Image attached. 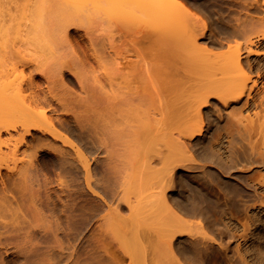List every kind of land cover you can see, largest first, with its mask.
Masks as SVG:
<instances>
[{
    "label": "rangeland",
    "instance_id": "obj_1",
    "mask_svg": "<svg viewBox=\"0 0 264 264\" xmlns=\"http://www.w3.org/2000/svg\"><path fill=\"white\" fill-rule=\"evenodd\" d=\"M78 1H81V4H82V8L81 9H75L74 8V6H76L75 5V3H77ZM178 3H179V5L180 6H182V10H184L185 11V13H187V18H186V21H185V18H184V16H183V14H179V16H180V18H181V22H183V18H184V25L187 23V25L189 24V21H190V19L192 18V19H195V20H200L199 22L200 23H202V24H206V29L207 30H205V34H204V36H202V38H199V36L197 37L196 36V38H195V44H196V46H198L197 48L199 49L200 47L202 48V50L204 49V47H205V49H206V51L208 52V54H209V58H207V59H209V64H210V66L211 65H213V67H211L210 69L213 71V72H215L214 74H216L217 72H216V66L217 65H215L216 64V57H217V55H220V54H222V53H224V52H227V50H228V47H227V49H226V46H230V47H232L231 49H233V48H237L238 46H242V49H241V52L239 53V55H240V59H241V62L243 63V65L245 64V61H246V59H244V57L246 58V56H249V58H250V60L248 61L249 63H250V65H251V68L250 69H247V68H244V72H246V73H248V77H250V79L252 80V81H255V85L252 87V91H251V94L252 95H250L249 97H247L246 96V94L244 95V96H242L236 103L234 102L233 104H231V107H229L228 108V111L230 112H234L235 113V111H236V114H241V116L242 117H245L246 116V114L247 115H250L249 114V112L250 113H254L255 112V109H253V107H252V105H253V98L255 99L256 98V96H257V94H261V93H263L262 95H264V69H262V65H263V68H264V58L263 57H259V58H257L256 56H258L259 54H255V52H257V51H259V53L261 52H264V50H258V49H256V47H254V45H251V44H253V42L255 41V40H252L251 42V44H249V43H247V44H249L247 47L249 48H247L248 50V52H251V53H249V54H251V55H246V53L248 54V52L246 51V50H244V42H243V40H241V39H237V41H236V39H234V38H231V40L229 41V42H227V43H229V44H227L226 43V40L228 39H230V36L232 35V32H233V29H231L227 24H226V22H225V24H224V21H227L226 19L224 20V18H226V16H227V11H226V7L225 6H218V2L217 1H213V0H178L177 1ZM103 4L104 3H102L101 2V0H0V93H2V92H4V93H6V94H9V97H11V100L10 101H8L9 100V97H7L6 96V94H4L3 93V95L2 94H0V103L2 104V107H1V105H0V115H6V120H11V121H13V120H15L16 118H17V116L18 115H20V113H22L25 109H28V108H33V107H35V111H37V112H42L43 114H45V119L48 121L47 123H48V125H49V129H50V131H51V133H53V135L50 133V132H47V133H44V132H42V131H40L39 130V133H37L38 132V130L37 131H32V133H30L31 134V136H30V134H26V135H23L24 133L22 132V134L21 135H23V138L25 137L26 139H24L23 141H21L20 140V143L21 144H18L17 146H16V152H14V155H15V153H16V155L15 156H13L12 157V155H13V151H14V146H15V142L14 141H16V139L17 138H15V137H11V135H14V134H16V135H14V136H16L17 137V134H20V130H16L18 133H16V131L15 130H13L12 131V129H9L10 130V132H9V130L7 131V132H3L5 129L3 128V130H1L0 131V141H4L5 140V144H6V142H9V141H11L10 142V145L9 144H6L5 146L4 145H0V150L2 151V152H4L5 154H7L8 155V157H7V159H5L3 162H5V164H7V166H9L10 167V169H7V171L6 170H4V169H6L5 167H4V163H0L1 165H2V167H1V169H0V171H1V174H5L6 172H11V174H12V177L11 178H7L6 176L4 177V175H1L0 176V179H3V180H0V181H2V183H5L4 185H2L4 188H6V191H5V193H4V195L7 197L9 194V197L7 198L8 199V201H7V199H6V197L4 196L3 197V201L4 202H6L7 204H9V205H12V206H10V207H8L9 205H7V204H4L3 203V201H1L3 204V207H5L6 206V208L9 210V208H10V210H9V212L8 211H6V212H8L7 213V215H10L12 212H17L16 213V216H19V215H17L18 213H20V217L22 216V218L24 217V216H26L27 215V213L26 214H24V216H23V212H22V210H26V209H24L23 207H26V206H24V205H26L27 203H26V197H28L29 195H30V192L32 191L31 189H33V188H35V189H33L34 191L37 189V191L35 192V200H36V198L39 200V203H38V200H36V202H35V206H34V217L36 216V212H38V213H40V215L38 214V216L39 217H35V219H37V218H40V219H37V220H35L34 219V217H33V223H34V226L35 225H37L36 227H34V229H35V231H37V234H38V237H39V240H38V237H37V241H38V244H39V249H38V254L36 255V260L35 261H37V263L38 264H50L49 262L50 261H52L53 260V262H51V264H58V261H56V260H58L59 259V264H69V263H71V264H104V263H106L107 261H105V260H107V257H106V259H104V257H105V254H102L103 252H107L108 253V251L107 250H109V248L110 249H112L111 247H113V246H115L116 247V245H118V247L120 246L121 247V251H119L118 253L122 256V257H125V258H123V260L121 261V260H118L119 259V254L118 253H115L114 254V257H117L116 259L118 260V261H116V259L114 260L115 262H117V263H115V264H132V262L134 263V264H138V262L140 263V261H138L137 259H139L140 257H138V255L139 256H141V254H140V251H138V249H137V247L135 248V249H137V252H139L136 256L138 257H136V256H134L133 254H131L132 252H130V248L131 249H134L133 248V245L131 244L133 241L132 240H129L130 242L128 243L127 242V237L129 236L128 235V233H130L128 230L129 229H132V230H134L133 232H135L136 231V233H134V234H136V236H139L140 234H142V236H143V234L145 233V230L146 229H148V231H146V232H150V230H152V229H154V228H152V226H150V224L148 223V225H147V222L145 221V220H148L149 219V221L150 220H152V221H155L156 220V218H155V215H153V213L151 212V211H148V210H150L149 208H148V206H147V203L148 202H146V193L147 192H151V195H152V198H153V194H152V192H156L155 190H157L158 191V189H157V187L155 186L156 184H158V183H156L157 181L154 179V178H156V177H154V175H156V174H154V173H152L151 172V169L153 170L154 168H155V165H160L159 164V162L157 161L158 159H155L154 157H167V156H169L168 154H170L169 152H170V150L168 151L167 149H166V147L168 148V146L169 145H171V143H170V139H166L165 138V136H167V135H169L168 133H173V131H174V129L173 128H175V126L172 128L171 126H173L172 124L170 125L169 124V122H172V121H166L165 123H163L162 121H159L158 119H160V117L158 118V113L155 115V117H151V121L152 122H150V123H148L147 122V120H145L144 119V121L143 122H141L140 123V125L142 124V123H145L146 125H149V126H146L145 124H144V126H145V128H146V130H147V128L148 127H150L152 130L151 131H153V134H152V132L150 131V128L148 129V131H150L149 133H148V131H146L144 128H141L143 131H141L140 130V132H142L141 133V137H140V135L138 136V135H136L135 134V132H136V130L133 128V126H132V124L134 123V122H131L132 120H128V119H126L125 120V114H127V112H128V107H127V112H124L125 114H123L122 112H120L121 110H122V108H121V110L116 106V108H115V111L117 112L116 114L120 117V118H118L116 115H114L115 113H113V117H115V118H112V116H110V118H112V119H114V122L112 123V125L113 126H116V125H118L117 127H119L118 129L121 131V132H123V133H121L122 135L121 136H119L120 138L124 135L128 140H127V142L129 141V139H130V142H132V143H129L128 142V144H127V142H126V140L125 139H120V140H122L121 142H124L125 144H126V147H127V156H123L124 155V153L123 152H121L122 150H123V148H122V150L120 149V151L118 150V147L116 148V146H115V148L122 154L123 153V157H126V158H123V157H121V154L118 152V154H120V155H117L116 154V152H114V150H113V152L115 153V155H116V159H114L113 158V156L112 155H114V153H112V154H109L110 156H112V158H113V160L115 161H118L119 159H120V157H121V159H122V161L124 160V159H126V160H124V163H122L121 161H119L120 162V164L122 163V168L124 167V166H126V168H129V170H131L130 171V178H129V176L127 177V178H129V182L130 181H132L131 179H134V175H136L135 174V172H133V169H131V168H133V167H136V165L134 166V161H136L137 162V160H139V158H137V157H135V156H137L136 154H139L140 153V151H139V153H138V150H139V145H140V143L139 144H137L139 141L142 143V145L144 144V146L141 148L140 147V149H142V152H143V154L144 155H148L149 154V156L148 157H150L149 159L151 160V161H148L147 160V158H145L146 156H142L141 157V162L139 161L138 163H140V165H139V167H138V165H137V176H136V178L134 179L135 180V182H136V180L137 181H139L138 182V186H136V187H138V189H139V187L140 188H146L145 186L143 187V182H141V181H143V180H139V178L140 177H142L143 175H142V173L144 174V175H146V176H144V177H142V179L144 178H146L144 181H146L148 178H153L154 180H155V183L156 184H154L153 182H154V180L152 179V183H151V188H150V190H148L149 188H147V192L146 191H141L140 189L139 190H137V189H134V190H132L131 188H136L134 185H132V186H134V187H132L131 186V184L132 183H128L129 184V186H125L124 185V183L122 184V181H121V179H120V183L118 182V180H119V178H117V180L115 179L116 178V176H115V178L113 179V178H110V177H112L113 175L112 174H114L115 175V173H114V171H113V169H114V166H117V165H114L113 167H111V165L109 166V167H111V168H113L112 169V172L109 170V171H107L108 169H105V168H107V166L109 165V164H111V163H109V164H107V166L105 167V162H107L108 163V161H109V159L111 158H109V155L107 154H105L104 153V151H103V149L101 148V145H100V143H99V140L98 139H100V138H98L97 139V137L99 136V134L98 135H96V133H98L97 131L98 130H95V132L93 131V130H90V128L92 127L91 125H89L87 122H86V120H84L85 119V116H86V114H87V117L88 116H90V115H94V113L95 112H97V109H102L101 108V105H100V100L102 99V97H103V100H105V99H107V98H105L104 99V97H105V95H103V92L102 93H100V96H96V95H98V91H97V89H99L100 87H102V89H100V90H102V91H104V92H108V94H110L109 95V97L111 96V94H112V90L116 87H114L113 89H111V86H113V85H111L110 86V84L109 83H112L113 84V82L114 83H116V82H118V84L119 85H121V87L120 86H118L119 87V91H121V92H124V88H126L127 86L126 85H129V84H127V81H131V82H128V83H131L130 85V87H131V89H130V91L132 92L134 89H139V88H148L149 87V89L148 90H152L153 88H154V86H158L159 87V89H157V90H159V91H164V87L163 86H161L160 85V83H159V77L160 76H162V74L164 75V71H169V69L167 70L166 69V63H168L167 64V68H168V66H170L169 68H173V70L172 71H176V65H179V67L181 66L182 68H184V64L186 63V65L185 66H187V65H189V63H190V59H191V57H196V60L194 61L195 62V64H194V62L193 63H191V64H193L194 66H196V63H197V60H200V58L199 59H197V57H199V55H198V50L196 51V53L194 52H192L191 53V55H189V54H186V55H184L185 54V52H183V51H181V50H184L185 48H187V46L188 47H191L192 49H194L192 46H193V41H191L190 43H186V40H184V41H181L182 42V45L181 44H179V45H181L182 47V49L181 50H179L178 49V51H180L181 52V54H182V56L184 55V57L187 59V60H185L184 59V57H182L181 58V54H179V55H177L178 53H177V48L175 49V45H174V52H171V51H173V50H170V48L168 49V46L171 44V42H169V41H167V39H165V38H159V37H164V36H166V33L165 32H167V31H170V29L169 28H171V30H172V27H169V20L167 19V17L166 16H164L163 14V17H162V15H161V13H162V11L160 10V18H159V15H158V17H157V15L155 14L154 15V17L153 16H149V15H151V14H147L148 16H146V15H136V16H131V15H128V14H123V13H121V12H118V11H115V10H111V8H110V6H107V5H105V6H103ZM159 10H157V12H158ZM184 11H181V7H180V12L182 13V12H184ZM155 13H156V11H155ZM158 14V13H157ZM153 15V14H152ZM250 15L252 16V17H254V18H257V19H263L264 18V0H259V4H258V8H257V10L256 11H251V13H250ZM168 20V21H166V19ZM163 19H165V21L163 20ZM178 21V20H177ZM186 22V23H185ZM172 23H174L175 24V21L174 22H172L171 21V23H170V26H173V24ZM178 23V22H177ZM165 24H167L168 25V27L165 25ZM179 24H181L180 22H179ZM184 25H183V27H184ZM175 26V25H174ZM173 26V27H174ZM177 26V25H176ZM180 26V25H179ZM183 27H182V29H183ZM185 27L187 28H184V30L186 29V30H191V28H190V26L188 25V27L185 25ZM177 28V27H176ZM176 28H175V30H176ZM179 29L181 28V27H178ZM175 30H173V31H175ZM185 30V31H186ZM189 30L187 31V32H189ZM172 31V34H175V35H177L175 32H177L178 31V29H177V31H175V32H173ZM207 31V32H206ZM169 32H167V34H168ZM183 32H181V31H179L178 32V35L179 36H184L183 34H182ZM171 34V33H170ZM184 34H185V32H184ZM197 35H199V34H197ZM226 39V40H225ZM227 40V41H228ZM178 41H180V40H176V42H178ZM188 41V40H187ZM175 42V41H174ZM183 42H185V43H183ZM230 43H232V44H230ZM194 44V45H195ZM220 44V45H219ZM224 44V45H223ZM172 45V46H173ZM212 45H218L219 47L216 49V47L215 46H212ZM226 45V46H225ZM220 46H222L221 47V49H219L220 48ZM224 46V47H223ZM170 47V46H169ZM176 47H178V46H176ZM183 47H184V49H183ZM178 48H180V47H178ZM200 48V49H201ZM223 48V49H222ZM190 49V48H189ZM191 49V50H192ZM199 49V50H200ZM185 51H187V49L185 50ZM195 51V50H194ZM205 51V50H204ZM203 51V52H204ZM205 51V52H206ZM246 52V53H245ZM186 53H190L189 51H187ZM200 53V52H199ZM204 55V54H203ZM202 54H201V58H202V56H203ZM207 55V54H206ZM246 55V56H245ZM260 55H262V54H260ZM259 55V56H260ZM254 58V59H253ZM182 59V60H181ZM203 59V58H202ZM260 59V60H259ZM185 60V61H184ZM193 60V59H192ZM253 60H255L254 62L256 63H254L253 62ZM174 61V62H173ZM175 61H176V65H175ZM189 63H188V62ZM261 61V62H260ZM185 62V63H184ZM192 62V61H191ZM208 62V61H207ZM206 62V63H207ZM217 62H218V60H217ZM258 62V63H257ZM174 63V64H173ZM178 63V64H177ZM188 63V64H187ZM205 63V62H204ZM252 63V64H251ZM254 63V64H253ZM190 64V65H191ZM174 65V66H173ZM259 65V66H258ZM261 65V66H260ZM178 67V66H177ZM177 68V70L178 69H180V68ZM189 67V66H188ZM165 68V69H164ZM191 67H189V69H190ZM194 67L192 66V69H193ZM185 70H183V71H186V69L187 68H184ZM188 69V71H190ZM191 69V70H192ZM195 69V68H194ZM193 69V70H194ZM259 71H258V70ZM182 69H180V70H178V71H181ZM192 70V71H193ZM196 71V70H195ZM177 72V71H176ZM191 72V71H190ZM197 72V71H196ZM229 72V71H228ZM231 73V76L233 77H235V78H237L238 77V73L237 72H234V71H230ZM178 73H183V72H178ZM178 73H175V74H177L178 75ZM209 73V72H208ZM257 73V74H256ZM184 74V73H183ZM182 74V75H183ZM185 74H186V72H185ZM188 74H189V72H188ZM207 74V73H206ZM211 74V73H210ZM227 74V73H226ZM155 76L154 78H155V80H157L155 83L156 84H154L153 85V83H151L152 82V80H149V78H151V77H148V80H146L147 78V76ZM157 75H159L158 77H157ZM178 75V82L179 83H184L185 85H186V87H185V85L183 86V85H181V88H182V92H181V98L182 97H185L186 98V101L185 102H187V100L189 101V99L187 98L190 94H194V91L196 90L195 88V86H197V88L199 87V86H201V85H203V84H205L206 82H204V81H206L210 76H212V78H214L213 77V73H212V75H208V76H206L204 73H201V74H199V75H192V74H189V75H192L190 78H195L196 77V79H194L193 81H192V79H189L188 77H187V75ZM218 75V74H217ZM216 75V78L215 79H219V75L217 76ZM228 75V74H227ZM227 75H224V76H226L227 77ZM193 76H195V77H193ZM230 76V75H229ZM259 76V77H258ZM180 77H182V81L180 82L179 80L181 79ZM197 77H201L202 78V80H200V79H197ZM218 77V78H217ZM221 77V76H220ZM79 78H82L81 80L83 81L84 79V83H85V86L88 84V82L90 83L88 86H86L85 88H87V90H89V96L90 97H93V99H95L96 98V100L97 99H100V100H98V101H96V100H92V98L90 99L89 97H88V99H89V101H94L96 104L98 103L99 105H100V107H99V105H97L96 106V104L95 103H92V106L94 107H96L97 109H95V108H93V109H95V111L92 109V107H91V102L89 103V101H88V99H87V95L88 94H83L85 91L88 93V91L86 90V89H84V92L81 90V89H83V85L84 84H81V83H83V82H79L78 83V79ZM86 78H87V80H89V81H87L86 80ZM153 78V77H152ZM153 78V79H154ZM211 79V78H210ZM81 80H79V81H81ZM154 80V81H155ZM190 80V81H189ZM87 81V82H86ZM252 81H250V82H252ZM122 84H121V83ZM87 83V84H86ZM189 84V86L190 87H188L187 85ZM248 85H250V83L248 82L247 83ZM90 85H92V88L90 89ZM90 86V87H89ZM109 86H110V89H109ZM124 86V87H123ZM140 86V87H139ZM104 87V88H103ZM139 87V88H138ZM249 87V86H248ZM94 88V89H93ZM120 88H122V90L120 89ZM185 88V89H184ZM95 91V89H96V91L98 92H94L93 90ZM129 89V88H128ZM195 89V90H194ZM18 90H20L21 91V93H20V95H21V98H24L25 100H23L22 101V99H21V101H22V103H23V105L21 104V102L20 103H18V99H17V97H16V100H15V97H13L12 98V96H15L16 95V91L19 93L20 91H18ZM82 92H81V91ZM99 90V91H100ZM93 91V92H92ZM111 91V92H110ZM127 91H129V90H127ZM255 91V93H252V92H254ZM92 92V93H91ZM117 93H118V91H116ZM115 92V93H116ZM196 92V91H195ZM51 93V94H50ZM93 93H94V95L96 96H93ZM92 96H91V95ZM103 96H102V95ZM105 94V93H104ZM114 94V93H113ZM183 94H185V95H183ZM82 96V97H80V96ZM83 95H85L84 97H85V99L83 98ZM120 95H121V93H120ZM183 95V96H182ZM3 96V97H2ZM18 96V95H17ZM106 96H107V94H106ZM113 96V98H115V96H117V94L114 96V95H112ZM112 96H111V99H112ZM246 96V97H245ZM101 97V98H100ZM245 97V98H244ZM26 98H27V100H26ZM52 98H53V100H52ZM82 100H81V99ZM117 98V97H116ZM115 98V99H116ZM119 99L120 98H123V96H120V97H118ZM243 98V99H242ZM249 98H250V100H249ZM6 99V100H5ZM83 99L84 100H86V101H88V102H85V101H83ZM110 99V100H111ZM183 99V98H182ZM182 99H181V103L182 104H185L183 101H182ZM36 100H38V101H36ZM46 100H50V101H52V103H47L46 102ZM122 100V99H121ZM185 100V99H184ZM20 101V100H19ZM26 103H25V102ZM54 101V102H53ZM58 101H59V103H58ZM216 101L218 102V100L216 99ZM247 101V102H246ZM6 102V103H5ZM40 102V103H39ZM84 102V103H83ZM106 102H109L108 100H106ZM115 102V103H114ZM118 102H119V100H118ZM25 103V104H24ZM47 103V104H46ZM53 103H55V104H53ZM58 105H57V104ZM88 103V104H87ZM4 104V105H3ZM8 106H7V105ZM20 104V105H19ZM44 104V105H43ZM84 104H87L86 106H88V107H85V105ZM95 104V105H94ZM101 104H103V103H101ZM104 104H106V103H104ZM112 104H114V105H116V101H114L113 100V102L110 104V106L112 105ZM6 105V106H5ZM28 105V106H27ZM48 105V106H47ZM57 105V106H56ZM60 105V106H59ZM62 105H64V106H62ZM84 107H83V106ZM148 105V104H147ZM146 105V106H147ZM7 107V108H9V106H10V108H9V110L7 109V108H4V107ZM23 106V107H22ZM28 108H27V107ZM66 106V107H65ZM105 106H107V105H105ZM110 106H107L106 108H108V107H110ZM26 107V108H25ZM56 107V108H55ZM63 109H62V108ZM90 107V108H89ZM104 107V106H103ZM154 107H156V106H154ZM207 110L206 109H203V111L205 112H210V113H208V115H207V113H203V114H205L206 115V117H204L205 115H202V117H204V118H207V117H209V119L207 118V120L208 121H210V123L211 122H213V119H215L214 120V124H212L211 123V125H210V127H209V130H208V125H207V120H205L204 118H202L203 120H205L204 122H206L205 124L207 125L206 127H205V134L203 135V138H201V140H199V143L200 142H202V143H206L207 144V142H208V140H209V138H210V136H211V134H212V132H214L215 130H216V127H217V129H221L222 127H220L219 128V126H223L222 125V122H223V120L222 119H224L225 120V118H226V116L229 114V112L227 113V112H225V113H223V112H221L222 114H223V118H217L218 116H216L217 115V113H216V111H214L213 109H215L214 108V106H212L211 104L208 106L207 105ZM210 107H212V109L210 108ZM250 109H249V108ZM4 108V109H3ZM57 108H59V110L57 109ZM69 108V109H68ZM88 109V111L89 112H86L87 111V109ZM149 108L152 110L153 109V107L151 108V105L149 106L148 105V107H144V108H141V109H136V108H133V107H129V109H131L130 110V112H128V113H133L134 111L136 112V111H139L141 114L143 113V115L146 113H149V112H151V111H149ZM157 108V107H156ZM210 108V109H209ZM247 108V109H246ZM54 109V110H53ZM61 109V110H60ZM65 109V111H63ZM67 109V110H66ZM73 111H72V110ZM248 109H249V111H248ZM29 111H31V112H33L32 110L33 109H28ZM51 110V111H50ZM56 110V111H55ZM83 110H85V111H83ZM92 110V111H91ZM141 110H145L144 112L143 111H141ZM147 110H148V112H147ZM156 110H158V108L157 109H155L154 108V110L150 113V114H152L153 112H155ZM208 110H210V111H208ZM245 110V111H244ZM4 111V112H3ZM18 111H19V113H18ZM33 112V113H36V112ZM70 111V112H69ZM81 111V113L83 112L84 114H85V116L83 117V114H81V113H79V112ZM99 111H101V110H99ZM103 111V113H105V111L104 110H102ZM131 111H133V112H131ZM222 111H224V110H222ZM258 111V110H257ZM15 112V113H14ZM53 112V113H52ZM66 112V113H65ZM73 112V113H72ZM90 112H93V113H91V114H89L88 115V113H90ZM114 112V111H113ZM134 112V113H135ZM137 113L139 116H140V113ZM158 112V111H157ZM187 112H189V110L187 111ZM212 112V113H211ZM264 112V111H263ZM262 112V115H264V113ZM4 113V114H3ZM51 113V114H50ZM56 113V114H55ZM58 113V114H57ZM60 113H62V115H60ZM68 113V114H67ZM98 113V112H97ZM96 113V115L99 117V115ZM107 113V112H106ZM36 114H38V113H36ZM69 114H74V115H69ZM77 114H79V115H77ZM100 114V113H99ZM102 114V113H101ZM100 114V115H101ZM130 114V116H135L136 115V113L135 114H132L131 115ZM210 114V115H209ZM216 114V115H215ZM96 115H94L93 116V118H92V120H91V117H89V119H90V121L91 122H94V120H96L95 119V116ZM103 115V114H102ZM106 115V114H105ZM105 115H104V117H105ZM153 115V114H152ZM213 115V116H212ZM64 116V117H63ZM71 116V118H69ZM75 116V117H74ZM81 116L83 117V119L81 118ZM96 116V117H97ZM128 116V115H127ZM130 116H128V117H130ZM137 117V115H136V117L138 118H134L133 117V120L134 121H136V119H137V121H139L140 122V117H141V120H142V116H140V117ZM144 116H148L149 117V115H144ZM211 116L213 117V118H211ZM214 116H215V118H214ZM53 117H54V119H53ZM56 117V118H55ZM86 117V118H87ZM101 117V116H100ZM103 117V116H102ZM5 118H3V119H5ZM50 118V119H49ZM60 118V121L58 120ZM81 118V119H80ZM106 118V117H105ZM116 118H118L119 120H121L120 122H118L119 120H117ZM132 118V117H131ZM150 118V117H149ZM211 118V119H210ZM1 117H0V121L1 120H3ZM63 119V120H62ZM66 119V120H65ZM74 119V120H73ZM146 119H148V118H146ZM155 119H157V120H154ZM220 119V121H218ZM57 120V121H56ZM62 120V121H61ZM212 120V121H211ZM222 120V121H221ZM5 121V120H4ZM10 121V122H11ZM121 122H124L126 125H124V127H122L121 125H122V123ZM156 122H159L158 124L156 123ZM160 122H162V124L160 123ZM216 122H218L219 123V125H216L217 123ZM1 124L0 125H2L3 124V122L1 121L0 122ZM60 123V124H59ZM77 123V124H76ZM132 123V124H131ZM137 122H135V124H136ZM151 123H152V125H151ZM156 123V125L157 126H155L154 124ZM173 124H174V122H172ZM216 123V124H215ZM223 123H225V121L223 122ZM58 124V125H57ZM138 124V123H137ZM135 125V128H136V126H138V125ZM169 124V126L167 127L168 129L167 130H165V126H167ZM4 125V124H3ZM79 125V126H78ZM86 125V126H85ZM88 125L90 126V127H88ZM154 125V126H153ZM162 125L164 126V127H162ZM214 125V126H213ZM225 125V124H224ZM85 126V127H84ZM126 126V127H125ZM142 127H143V124L141 125ZM212 126V127H211ZM0 127H2V126H0ZM52 127V128H51ZM63 127V128H62ZM81 127H83V128H81ZM156 127H157V129H156ZM158 127H160V128H158ZM163 129H162V128ZM215 127V128H214ZM138 129H139V127H137ZM207 128V129H206ZM211 128V129H210ZM2 129V128H1ZM112 129V128H111ZM110 129V130H111ZM116 130H117V128H115ZM114 129V130H115ZM160 131H159V130ZM113 130V129H112ZM113 130V131H114ZM135 130V131H134ZM12 131V132H11ZM86 132V134H85V132ZM93 131V132H92ZM118 131V130H117ZM139 131V130H138ZM144 131H146L147 132V134H148V136H149V134H150V136H152V138H154L153 140L151 139V141L149 142L150 143V145H148L147 144V142H145L146 140H147V138L146 137H148V136H146V137H144L145 136V133L143 134V132ZM14 132V133H13ZM34 132V133H33ZM36 132V133H35ZM41 132H42V134H41ZM57 132V133H56ZM83 132V133H82ZM140 132H136V133H140ZM209 134H207V133ZM7 133H8V135H7ZM9 133H11L10 134V137H11V140H9L8 141V138H9ZM44 133V134H43ZM95 133V134H94ZM163 133H164V136H163ZM93 134L94 135H96V137L95 136H93ZM113 134H114V132H113ZM167 134V135H166ZM35 135H37V137L35 136ZM40 135H42V136H40ZM44 135L46 136V138H47V140H45V138H44ZM48 135V136H47ZM144 135V136H143ZM208 135V136H207ZM33 136V137H32ZM52 136V137H51ZM136 136H138V138H140L139 140L137 139V137ZM163 136V137H162ZM206 136V137H205ZM8 137V138H7ZM40 137H43L44 139H42L41 140V138ZM54 137L56 138V137H58V138H56V139H54ZM118 137V138H119ZM19 138V137H18ZM39 138V139H38ZM117 137H116V140L115 141H117V139H118ZM122 138H124V137H122ZM149 138L150 137H148V140H149ZM164 138V139H163ZM205 138V139H204ZM207 138V139H206ZM7 139V140H6ZM10 139V138H9ZM36 139H38V140H36ZM49 139V140H48ZM65 139V140H64ZM78 139V140H77ZM95 139H96V141H95ZM146 139V140H145ZM166 139V140H165ZM207 140V142L206 141H204V140ZM224 139V140H223ZM222 140L223 141H221V144H222V147H225L226 146V141L225 140H227V139H225V138H223ZM44 140V141H43ZM54 140V141H53ZM137 140H138V142H137ZM165 140V141H164ZM34 141V142H33ZM43 141V142H42ZM48 141V142H47ZM93 141H95L96 142V144L95 143H93ZM114 141V142H115ZM144 141V142H143ZM163 141V142H162ZM204 141V142H203ZM30 142H31V146H29L30 145ZM44 142H46V144L44 143ZM98 142V143H97ZM119 142V143H118ZM118 142H116V144L118 143V144H120L121 142L120 141H118ZM137 142V143H136ZM152 142H155V143H153L152 144ZM4 143V142H3ZM13 143V145H11ZM35 143V144H34ZM39 143V144H38ZM45 144V146H44V144ZM54 143V144H53ZM71 143V144H70ZM124 143H122V144H120L121 146L123 145L124 146ZM146 143V144H145ZM169 143V145H167ZM36 144H38V145H36ZM42 146H41V145ZM94 144V145H93ZM113 144V143H112ZM155 144V145H154ZM9 145V146H8ZM114 145V144H113ZM112 145V146H113ZM152 145V146H151ZM201 145V144H200ZM28 148H27V147ZM33 146V147H32ZM39 146V147H38ZM41 146V147H40ZM43 146H44V148H43ZM48 148H47V147ZM111 146V147H112ZM119 146V145H118ZM146 146L148 147L147 149L149 150V148L150 149H152V148H156V149H152V151L151 150H149V151H147V149L145 150V148H146ZM154 146V147H153ZM10 147H11V149L13 150L12 151V154H9V153H11L10 152ZM31 147V148H30ZM35 147L37 148V150L35 149ZM125 147V146H124ZM200 147V146H199ZM10 149L9 150V152L8 153H6L8 150L7 149ZM29 148H30V151H31V153L29 152ZM33 148V149H32ZM65 148V149H64ZM91 148H93L91 151H90V149ZM114 148V147H113ZM113 148H109L110 150H112ZM114 148V149H115ZM121 148V147H120ZM144 148V149H143ZM171 148V147H170ZM198 148V147H197ZM32 149V150H31ZM35 149V150H34ZM38 149H40V150H38ZM125 149V148H124ZM130 149V150H129ZM224 149V148H223ZM7 150V151H6ZM19 150V151H18ZM35 152H34V151ZM109 150V151H110ZM153 150H158V152L161 154H164L163 156H161L159 153H156L155 154V152L153 153ZM0 151V152H1ZM23 151H26V153L24 152L23 153ZM74 151V152H73ZM94 151V152H93ZM116 151V150H115ZM135 151V152H134ZM147 151V152H146ZM28 152V153H27ZM77 152V153H76ZM125 152V151H124ZM134 152V153H133ZM141 152V153H142ZM149 152H152V153H149ZM167 153V156H165V154ZM221 152H222V155H223V153H224V155H226L225 153V149H224V152H223V150H221ZM22 153H23V155H22ZM30 153V154H29ZM34 153V154H33ZM129 153H131V154H129ZM141 153H140V155H141ZM3 154V153H2ZM2 154H0V156L2 155ZM29 154V155H28ZM33 154V155H32ZM126 154V153H125ZM132 154H134V155H132ZM151 154H154V155H156V156H154L153 157V155H151ZM4 155V154H3ZM9 155H11L10 157L11 158H13L12 160H15L16 161V164L18 163V167H19V169H18V167H17V170H13V168L11 169V167L12 166H14V165H12L13 163L11 162V158L9 157ZM28 155V156H27ZM131 155V156H130ZM139 155V156H140ZM18 156V157H17ZM21 156V157H20ZM22 156H23V158H22ZM30 156V157H29ZM33 156V157H32ZM108 156V158L106 159V157ZM120 156V157H119ZM133 156V157H132ZM6 157V156H5ZM17 159H15V158ZM26 157V158H25ZM56 157V158H55ZM59 157V158H58ZM93 157V158H92ZM224 157H226V156H223V159H224ZM18 158H20V159H22L24 162H22V164H21V161H20V159L18 160ZM25 158V159H24ZM34 158V159H33ZM54 158V159H53ZM58 158V159H57ZM66 159V160H63L62 162L60 161V160H62V159ZM69 158V159H68ZM95 158V159H94ZM103 158H105V159H103ZM118 158V159H117ZM132 158H135V159H137V160H135V159H132ZM27 159V160H26ZM57 159V160H56ZM105 161H103V160ZM120 159V160H121ZM7 160V161H6ZM69 160V161H68ZM75 160V161H74ZM102 160V161H101ZM108 160V161H107ZM112 160V159H111ZM134 160V161H133ZM157 161V162H155V161ZM26 161H28V163H30L29 164V167H26V166H28V165H25V164H27V162ZM30 161V162H29ZM67 161L69 162V165L72 163V166H70V170H73V171H69L71 174H69V172L67 173V172H65L66 170H67V167H65V166H68V163H67ZM78 161H81V162H78ZM90 163H89V162ZM113 161V162H114ZM115 161V162H116ZM154 161V162H153ZM1 162V161H0ZM10 162V163H9ZM33 162V163H32ZM74 162H76V163H74ZM110 162H112V161H110ZM118 162V163H119ZM135 162V163H136ZM149 162V163H148ZM41 163V164H40ZM67 164V165H64V167H65V169H64V167H63V164ZM78 163H79V165H78ZM81 163H85V164H81ZM117 163V164H118ZM149 164V166L151 165V168L150 167H148V164ZM12 166H11V165ZM21 164V165H20ZM113 164V163H112ZM114 164H116V163H114ZM123 164H124V166H123ZM31 165V166H30ZM63 167V170H62V174H60V172H61V166ZM147 165V166H146ZM22 166V169L20 168ZM23 166H24V168H23ZM77 166H78V168H77ZM79 166H86L85 167V169L83 168V169H81V167H79ZM146 166V167H145ZM158 166H156L158 169H159V167ZM44 167V168H43ZM57 169H56V168ZM69 167V166H68ZM72 167H74V169L72 168ZM95 167H97V168H95ZM154 167V168H153ZM8 168V167H7ZM35 168H38V169H35ZM47 170H46V169ZM49 168H50V170H49ZM52 168V169H51ZM61 168V169H60ZM89 168V169H88ZM136 168H134L135 169V171H136ZM156 168V170H158ZM161 168V167H160ZM260 168H262V169H264V165L263 166H261ZM25 169V170H24ZM76 169V170H75ZM94 169V170H93ZM95 169H98L97 170V172L98 173H96L95 172ZM105 169V170H104ZM116 169H119L120 171L121 170H124L125 169V167L123 168V169H121V168H119L118 166L116 167ZM116 169H114L115 171H116ZM18 170H20L21 172H18ZM42 170V171H41ZM59 170H60V172H59ZM88 170V172H85V173H87V178H85L86 177V175H85V173H84V171H87ZM127 171H128V169H126ZM125 170V171H126ZM156 170H154L155 172H156ZM159 170H161V169H159ZM3 171V172H2ZM25 171V173H27V175L28 176H26V174H23V172ZM49 171V172H48ZM57 171V172H56ZM64 171V172H63ZM81 171V172H80ZM92 171V173H94L95 172V174L93 175L92 173H89V172H91ZM106 171V173H109L110 174V172H111V175H110V177H109V184H110V186L112 187V185H116V187H112L111 189H115V188H117V190L115 189V191L117 192H120V196H122L121 194V188L123 189V190H125L127 193V195H129V197H131L133 200H131V198H129L127 195V201L128 202H134V204H132V206H134V207H136L135 208V211H136V213H134V214H136V216H138V217H136L133 221L135 222V224H133V225H135V227H137V228H135L134 227V229H133V226H132V222L130 221V219L132 218V217H130V219L127 217V216H125L124 218V220L128 223V225L127 226H129L130 228L129 229H127L126 231H128V233H127V235L125 236L126 238H124V236H122L123 235V233H121V231H123V229H125V223H124V227H123V229H121L120 227H118L117 226V224L118 225H120L121 223H122V220H120L121 221V223L119 222V220L117 221V219L115 220V219H111V217L113 218L114 216H111V215H109V212L107 211V209H106V206H107V204L106 203H102L101 204V206L99 205L101 202H102V198L99 200L98 198L101 196V194H100V191L98 192L97 190L99 189V184H97V186H96V188H94L95 187V185H96V183H94L93 182V180H98L97 178H99V176H100V174L102 173V172H105ZM118 171V170H117ZM125 171H123V172H125ZM162 172H163V170H161ZM29 172H30V176H29ZM122 172V173H123ZM161 172V173H162ZM23 174V176L24 177H22L20 174ZM52 173V174H51ZM54 173V174H53ZM66 173V174H65ZM89 173V174H88ZM122 173H120L119 174V176L120 177H122V176H124ZM157 173H159V175H160V172L159 171H157ZM59 174H60V177H59ZM90 174H92L93 176H91ZM109 174H108V176H109ZM117 174V173H116ZM121 174H122V176H121ZM154 174V175H153ZM71 177H70V176ZM89 175L91 176V177H94V178H96V179H93L92 178V181L91 182H93V184H95V185H93V184H91V183H89V185H90V187L88 186L87 187V185H86V187L87 188H90V191L93 193H95L96 191L98 192H96L97 194H95L94 196H93V194H91V192L90 191H88V189L85 187V184H86V180L85 179H89V180H91V177H89ZM96 175H98L97 177H96ZM133 175V176H132ZM158 175V174H157ZM163 175H164V172H163ZM162 175V176H163ZM28 178V180H30V178H31V180H32V183L30 182L29 183V181H27L28 182V184L27 183H25V181L27 180V179H24V178H26V177ZM35 176H36V178H35ZM67 176H69V177H67ZM72 176H74V177H72ZM85 176V177H84ZM107 176V177H108ZM118 176V177H119ZM127 175H125L124 177H126ZM140 176V177H139ZM153 176V177H152ZM161 176V175H160ZM2 177V178H1ZM4 177V178H3ZM22 179H21V178ZM62 179V181H64V182H62V181H60V179ZM61 177H63V178H61ZM114 177V176H113ZM133 177V178H132ZM139 177V178H138ZM7 178V179H6ZM12 178L15 180H12ZM58 178V179H57ZM70 178V179H69ZM123 178V177H122ZM160 178V177H159ZM162 178V177H161ZM18 179H19V182H18ZM21 179V180H20ZM55 179L57 180V181H55ZM64 179V180H63ZM78 179V180H77ZM110 179H113V181H117L118 182V184L119 185H117V184H112L111 185V183H110ZM141 179V178H140ZM150 179H148V181L150 180ZM157 179V178H156ZM7 180H9L8 182H6ZM11 180V181H10ZM23 180H25L24 181V183L25 184H27V185H25L24 183H22V189H23V191L25 190L24 188H26V190L24 191L25 193H23L21 196L19 195V196H16V195H18V194H16V193H14L13 194V192L11 191V189H13V186H16V185H18L19 183L21 184V181L23 182ZM60 182H59V181ZM133 180V181H134ZM17 181V182H16ZM40 181L41 182H43V183H41V185L39 184L40 183ZM75 181H77V182H75ZM79 181V182H78ZM112 181V182H113ZM115 181V182H116ZM123 181H124V179H123ZM127 181V180H126ZM10 182V183H9ZM12 182V183H11ZM16 182V183H15ZM35 182H37V183H35ZM58 184H57V183ZM62 182V183H61ZM66 182H68V183H66ZM71 182V183H70ZM89 182V181H88ZM115 182H113V183H115ZM116 182V183H117ZM125 182V181H124ZM8 183V187L6 186V184ZM18 183V184H17ZM34 183V184H33ZM80 185H78V184ZM146 183V182H145ZM228 183V182H227ZM230 183V182H229ZM15 184V185H14ZM19 184V185H20ZM23 184L25 185V186H23ZM32 184V185H31ZM37 185V188H36V185ZM56 184H57V187H56ZM62 184V185H61ZM64 184V185H63ZM77 184V185H76ZM126 184V183H125ZM128 184H126V185H128ZM137 184V183H136ZM135 184V185H136ZM148 184H150V181L147 183V185ZM152 184H154V185H152ZM11 185V186H10ZM28 185H29V187H28ZM59 185V186H58ZM66 185V186H65ZM67 185H69V186H67ZM72 185V186H71ZM74 185V186H73ZM1 186V182H0V187L1 188H3ZM21 186V185H20ZM27 186V187H26ZM40 188H39V187ZM42 186V187H41ZM64 186V187H63ZM117 186H119V188L117 187ZM131 186V187H130ZM11 187V188H10ZM44 187V188H43ZM47 187H48V190H47ZM77 187V188H76ZM148 187V186H147ZM153 187V188H152ZM155 187V188H154ZM0 188V189H1ZM3 188V189H4ZM7 188H8V192H7ZM19 188V187H18ZM30 188V189H29ZM41 188H42V190H41ZM50 188V189H49ZM68 188H69V190H68ZM80 188V189H79ZM95 189V190H93V189ZM98 188V189H97ZM22 189H20L21 191H22ZM43 189H45V190H43ZM52 189V190H51ZM59 189H61V190H59ZM68 191H67V190ZM74 189V190H73ZM83 189V190H82ZM92 189V190H91ZM97 189V190H96ZM119 189V190H118ZM155 189V190H154ZM10 190V191H9ZM28 190H30V192L28 191ZM39 190H40V192H39ZM57 190V191H56ZM65 190V191H64ZM80 190V191H79ZM85 190H86V192H85ZM123 190H122V192H123ZM135 190H137V191H135ZM152 190V191H151ZM263 191H260L259 193H261V195L262 196H264V187H263V189H262ZM67 191V192H66ZM70 191V192H69ZM71 191H73V193L71 192ZM138 191H141V193H139ZM43 192H45V193H47V195L49 196V199H48V202H46V203H48V204H45L44 206L43 205H41V203L43 202V200H40V199H43V197L45 196V194L43 193ZM48 192H50V193H48ZM55 192V193H54ZM82 192V193H81ZM90 192V193H89ZM146 192V193H145ZM150 192H149V196H147L148 198L150 197ZM32 193V192H31ZM34 193V192H33ZM41 195H40V194ZM44 195H43V194ZM62 193V194H61ZM90 195H88V194ZM38 194V195H37ZM65 194V195H64ZM71 196H70V195ZM100 194V195H99ZM124 194V193H123ZM158 193H156L155 195H157ZM25 197H24V196ZM27 195V196H26ZM66 195H68V196H66ZM87 195V196H86ZM91 195H92V199H91ZM118 195V197L120 198V196ZM15 198H14V197ZM38 196H40V198H38ZM42 196V197H41ZM58 196V197H57ZM77 196V197H76ZM86 196V197H85ZM97 196V197H96ZM13 199H12V198ZM18 197H19V199L21 200V201H18L17 202V200H19L18 199ZM68 197H72V198H68ZM81 197V198H80ZM102 197V196H101ZM124 197V196H123ZM145 197V198H144ZM155 197V196H154ZM158 196H156V198H157ZM167 197L169 198V195L167 196L166 195V199H167ZM2 198V197H1ZM17 198V199H16ZM24 198V199H23ZM85 198V199H84ZM96 198V199H95ZM147 198V199H148ZM151 198V197H150ZM10 199V200H9ZM14 199H16V200H14ZM59 199V200H58ZM68 199V200H67ZM77 199V200H76ZM126 199V198H125ZM131 200V201H129V200ZM154 199V198H153ZM1 200V199H0ZM14 202H12V201ZM27 200H29V197H28V199ZM70 200V201H69ZM73 200V201H72ZM87 200V201H86ZM93 200V201H92ZM96 200V201H95ZM150 200V199H149ZM148 200V201H149ZM152 200V199H151ZM161 200V199H160ZM79 201V202H78ZM82 201V202H81ZM126 201V200H125ZM153 201V200H152ZM21 202V203H20ZM23 202V203H22ZM28 202V201H27ZM83 202H85V203H83ZM88 202V203H87ZM90 202V203H89ZM98 202H100L98 205H95V204H97ZM159 201H157V199H155L154 200V203H155V205H154V203H152L151 204V201L149 202V204H151L152 206H156V205H158L159 203H158ZM24 203H26V204H24ZM79 203H82V204H79ZM87 203V204H86ZM94 203V204H93ZM127 203V202H126ZM140 203H142V205L144 204L145 205V203H146V205L145 206H147V208H148V210H144L145 208H143V207H145V206H141V204ZM156 203H158V204H156ZM161 203H163V202H160V204ZM15 204H16V206H15ZM21 204V205H20ZM55 204V205H54ZM66 204V205H65ZM71 204V205H70ZM78 204V205H77ZM92 205V207L94 208H98L97 209V211H98V213H96L97 211H96V209L94 208L93 210H92V208H91V205ZM123 204H125V203H123ZM50 205V206H49ZM65 205V206H64ZM77 205V206H76ZM95 205V206H94ZM109 205H111V204H109ZM150 205V206H151ZM163 205H164V203H163ZM14 206H15V208H14ZM19 206V207H18ZM43 206V207H42ZM53 206V207H52ZM72 206V207H71ZM82 206V207H81ZM85 206V207H84ZM98 206V207H97ZM151 206V207H152ZM165 206V205H164ZM163 206V207H164ZM17 207V208H16ZM20 207H22L21 208V211L19 210L20 209ZM37 207V209H35ZM40 207V208H39ZM49 210V208H50V210L49 211H47V210H45L46 208ZM56 207V208H55ZM71 207V208H70ZM80 207V208H79ZM87 207V208H86ZM114 207V204L112 205V207L111 208H113ZM125 207H127V205H125ZM161 207H162V205H161ZM12 208H13V210H12ZM45 208V209H44ZM65 208V209H64ZM83 208V209H82ZM99 208H101V211H102V213H101V211H100V209ZM146 208V209H147ZM160 208V207H159ZM40 209V211H38ZM61 209V210H60ZM79 209V210H78ZM89 209H91V211H92V213L94 214H92L91 213V211H89ZM151 209H155V208H151ZM4 210H6V209H4ZM11 210H12V212H11ZM16 210V211H15ZM36 210V211H35ZM63 210H64V212L65 211H67V215H63L64 214V212H63ZM75 210V211H74ZM81 210H85V211H81ZM95 210V211H94ZM160 211H162L161 209H159ZM46 213H45V212ZM52 211V212H51ZM58 211H60V212H58ZM62 211V212H61ZM72 211V212H71ZM79 211H81V212H79ZM156 210H154V212H155ZM25 212H27V211H24V213ZM50 212V213H49ZM56 212H58V214L56 213ZM74 212V213H73ZM75 212H76V214H75ZM78 212V213H77ZM157 212V211H156ZM166 212V211H165ZM165 212H163L162 211V214L163 215H165ZM5 213V212H4ZM61 213V214H60ZM69 213V214H68ZM73 213V214H72ZM84 213V214H83ZM88 213H90V214H88ZM22 214V215H21ZM44 214V215H43ZM47 214V215H46ZM57 214V215H56ZM81 214V215H80ZM92 214V215H91ZM97 214V215H96ZM100 214V215H99ZM160 214H161V212H160ZM5 215V214H4ZM12 215V214H11ZM50 215V216H49ZM62 215V216H61ZM71 215V217H69ZM80 215V216H79ZM83 215V216H82ZM105 215V217L107 216V218H109L110 217V219L112 220V221H114L115 223H117L116 224V226H115V224H114V226H115V228L116 227H118V228H120L121 229V231H120V229H118V228H116L115 230L118 232V234L117 233H114V235H113V237H111L110 236V234H113V233H109L108 234V232H111L112 230L114 231V229H112L111 231H108L107 232V229H110V227L108 226V225H110L111 223H107L108 221H106V218H103V216ZM45 216V217H44ZM60 216V217H59ZM74 216V217H73ZM88 216H97L96 218L95 217H92V219H91V217L89 218ZM100 216V217H99ZM133 216V215H132ZM10 217V216H9ZM55 217V218H54ZM58 217V218H57ZM68 217H69V219H68ZM77 217V218H76ZM89 219H88V218ZM134 217V216H133ZM139 217H141V218H139ZM157 217H159L158 215H157ZM161 217V216H160ZM165 218L166 216H162L160 219H162V218ZM167 217H168V215H167ZM3 218V217H2ZM0 218V221H4L3 223H5L6 225L7 224H10V223H13L12 222V220H11V222H10V220H9V218H8V216H7V218L5 217V219L3 218ZM10 218H12V217H10ZM19 218V217H18ZM22 218H19V221H17V220H15L16 222H14L15 224H13V225H15V226H22L21 224H23V226L25 227L26 226V224L28 223V221H29V219H27V216H26V220L24 221V219L25 218H23V220H21L20 221V219H22ZM70 218H72V219H70ZM85 218V219H84ZM99 218V219H98ZM140 219V220H138L137 221V219ZM142 218H144V219H142ZM164 218L162 219V225H164V222H166V224H169V223H167L168 221H170L171 223H173V224H169L168 226H170V227H172V226H174L175 225V227L177 226V227H181V226H183V227H185L184 226V222H186L187 220H184L183 218H186L187 219V216L186 217H182V219H183V223H181V226H180V224H179V222H177V221H175L174 219H172V217H170V220L168 219H166L167 221H165L164 220ZM241 219H239L240 220V224H239V220H238V224H237V222H235V221H232L231 223H233L234 225H235V227L234 228H236V229H234V230H236V236H235V238L234 239H231V240H229L230 241V245H229V247L231 248V250H233L234 248V246L235 245H238L237 243H239V242H241L242 243V240H237V238H238V235H241V234H244L242 231H241V224L243 223H245V220L243 219V216H241L240 217ZM77 219V220H76ZM91 219V220H90ZM133 219V218H132ZM131 219V220H132ZM158 220H160L159 218H157ZM189 219V218H188ZM190 219L192 220V222L193 221H195V222H193V223H189V224H187V222L188 221H190ZM187 222H186V225H189L190 226V224H192V225H195V226H197V225H199L198 224V221H199V223L201 224V222L200 221H202L201 219H199L198 221H197V218H190ZM196 219V220H195ZM243 219V220H242ZM51 220V221H50ZM52 220H54L55 222H56V224L54 223V221L52 222ZM65 220H66V222H65ZM67 220H69V221H67ZM74 220V221H73ZM83 221V222H79V221ZM89 220V221H88ZM95 220V221H94ZM109 220V219H108ZM111 220H109V221H111ZM142 220H143V223H142ZM157 220V221H158ZM6 221V222H5ZM50 221V222H49ZM62 221V222H61ZM136 221H137V223H138V225L136 226ZM146 222V229H140V225L141 224H143V225H141V226H144L145 225V222ZM150 222V223H155V222ZM164 221V222H163ZM173 221V222H172ZM9 222V223H8ZM19 222V223H18ZM35 222H37V223H39V225L38 224H36ZM58 222V223H57ZM70 224L69 226L67 225L68 223ZM81 223L80 225H79V223H78V225L77 224H75V223ZM97 222V223H96ZM133 222V223H134ZM141 222V223H140ZM227 222H228V220H227ZM2 222H1V224H3ZM16 223H18V225L16 224ZM51 223L53 224V225H51ZM66 223V224H65ZM85 223V224H84ZM95 223V224H94ZM101 223V224H100ZM230 223V224H231ZM237 225H236V224ZM48 224H49V227L50 228H52V229H50L49 227H47L48 226ZM54 224H55V227H54ZM59 224V225H58ZM75 224V225H74ZM84 224V225H83ZM100 224V225H99ZM197 224V225H196ZM204 224V222H202V225ZM246 224V223H245ZM44 225V227H46V228H43L42 226ZM57 225V226H56ZM62 226V228H61V226ZM66 225V226H65ZM74 227H76L77 229L79 228L78 226H80V228L78 229L79 231H80V233H81V231L83 232V233H79V231H77V229H72L73 228V226ZM89 225V226H88ZM93 225V226H92ZM94 225L96 226V229H95V227H94ZM98 225V226H97ZM122 225V224H121ZM152 225V224H151ZM155 225H156V223H155ZM154 224H153V226L154 227H158V225L159 224H157L156 226H155ZM162 225H160V226H162ZM205 225H207V224H204L203 226H205ZM221 225H223V224H220L219 226L221 227ZM240 225V226H239ZM22 226V227H23ZM99 226H101V228H102V226L104 227H106V230L104 229V234L102 233L103 232V230H101L102 232H100L99 231V233H100V235H99V233L97 234V231L99 230H97V228L99 227ZM111 226H112V224H111ZM159 226V227H160ZM166 226V225H165ZM208 226V225H207ZM207 226H205V228L207 227ZM218 225H216L214 228H217V230H219L220 229V227H219ZM40 227V228H39ZM60 227V228H59ZM69 228V231L67 232V230H66V228ZM72 227V228H71ZM86 227V228H85ZM94 227V228H93ZM148 227V228H147ZM169 227V228H170ZM174 227V228H175ZM182 227V228H183ZM191 228H188L187 227V229H188V231H190L191 229H193L194 230V228H192V226H190ZM209 227V226H208ZM213 227H212V229H211V231L212 230H214L213 229ZM219 227V228H218ZM42 228H43V230H42ZM67 228V229H68ZM100 228V227H99ZM100 228V229H101ZM139 228V230L140 231H142L143 230V233H140V234H138L140 231L138 230V232H137V230H135V229H138ZM143 228V227H142ZM150 228H152V229H150ZM160 228H165V227H160ZM169 228H166V229H168L169 230ZM222 228V227H221ZM54 229H56V230H54ZM95 229V230H94ZM158 229V228H157ZM166 229H164V230H166ZM223 229H225L224 227H223ZM223 229H221V230H223ZM238 229H239V231H238ZM38 230H39V232H38ZM51 230H53V234H54V232H56L54 235L56 236V239L57 240H59V241H57V240H55L54 238H55V236H53V234H51L52 232H51ZM65 230V231H64ZM75 230V231H74ZM97 230V231H96ZM195 230H196V227H195ZM216 231V230H214V231H212L213 232V234H212V232L210 231V230H207V229H205V232L206 233H209L208 235H207V237H211L210 239H216L217 240V242L215 243V241L216 240H214L213 241V244H214V246L216 247L219 243L218 242H220V240L222 239V241L220 242V243H226L227 241H228V239H227V237L229 236L228 234V236L226 235V233H224V235L221 233V232H223V231ZM234 230H232V231H234ZM3 231V230H2ZM1 231V229H0V232H2ZM44 231H46V232H44ZM48 231V232H47ZM63 231H64V233H63ZM70 231H71V233H70ZM88 231H89V233H88ZM116 231H114V232H116ZM119 231H120V234H119ZM125 231V232H126ZM131 231V230H130ZM158 230H156V231H154V232H156V233H158L157 232ZM163 231V230H162ZM162 231L161 232H159L160 234H163L164 235V232L162 233ZM208 231H210V232H208ZM49 232H51V233H49ZM76 232H77V234H76ZM96 232V233H95ZM106 232H107V234L108 235H106ZM153 232V231H152ZM165 232H167V230L165 231ZM169 232V234H170V230L168 231ZM167 232V233H168ZM192 232V231H191ZM193 232H195V231H193ZM196 232H197V230H196ZM217 232H218V234H217ZM224 232H228L226 229H225V231ZM46 233H47V235H48V240H49V248H47V246L43 243V236L44 235H46ZM151 233V232H150ZM198 233V232H197ZM210 233H211V235H210ZM221 233V234H220ZM233 233V232H232ZM51 234V235H50ZM57 234V235H56ZM76 235V236H73V235ZM79 234V235H78ZM91 234V235H90ZM104 235L103 237H102V235ZM120 235V236H122V237H119V236H117V235ZM146 234V233H145ZM144 234V238L146 239V238H148V237H151V235H148V234H146L145 235ZM159 234V235H160ZM221 236H220V235ZM69 235V236H68ZM72 235V236H71ZM86 235H87V237H86ZM116 235V236H115ZM148 235V237H146ZM156 235V234H155ZM155 235H153L152 234V238H153V241H156L154 238H155ZM158 235V236H159ZM163 235H160L159 237H161V236H163ZM42 236V237H41ZM50 236H52V237H54V238H50ZM62 236V237H61ZM78 236V238H76ZM90 236V237H89ZM135 236V237H136ZM142 236H139L140 238H143ZM224 236L226 237V238H224ZM85 237V238H84ZM94 239H92V238ZM107 237H108V239H109V241L108 242H110L111 240H112V238L113 239H116L115 240V242L113 241L112 242V244H111V242L108 244V242H107ZM117 237V238H116ZM133 237V234H132V236L130 235V239H134V238H132ZM170 237V236H169ZM222 237V238H221ZM61 238H63V239H61ZM105 238V239H104ZM119 238V239H118ZM120 238H123L121 241H123L122 243H124V244H120L121 243V241H120ZM139 238V239H140ZM142 239V240H144V241H146V242H148V240H145V239ZM157 238V237H156ZM178 238V239H177ZM183 239L181 240V238H179V237H175V239H174V241H172L171 240V242H172V244H170V248L171 247H173V248H175L174 250H176V252H177V250H178V252L180 251L181 252V249L183 248V249H187V248H189V246L188 245H190L189 244V241L187 240V236L186 235H184L183 237H182ZM187 240V243L185 242L186 240ZM223 238H224V241H223ZM41 239V240H40ZM52 239L53 240H55L57 243H56V246L58 245V246H60V248L62 249H60L59 248V250H57V251H55L56 249H53L54 247L56 248V246L54 245V243H53V247H52ZM66 239V240H65ZM82 239H83V241H82ZM96 239V240H95ZM111 239V240H110ZM138 239V238H137ZM163 239V238H162ZM161 239V241H163V243L165 242V239H163L162 240ZM225 239H227V240H225ZM74 240V241H73ZM91 240V241H90ZM105 240V241H104ZM118 240V241H117ZM149 240H150V238H149ZM158 240V239H157ZM160 240V239H159ZM167 240H169L168 238H167ZM178 240V241H177ZM185 240V241H184ZM69 241V242H68ZM92 241H94V242H92ZM97 241V242H96ZM144 241H138V242H143L145 245H148V246H146V247H149V248H151L149 245H151V244H149V242H148V244L146 243V242H144ZM226 241V242H225ZM228 241V242H229ZM236 241H238V242H236ZM87 242V243H86ZM91 242V243H90ZM106 244H105V243ZM135 242H136V240H135ZM135 242H133L134 243V246H136L135 245ZM170 242V241H169ZM64 243V244H63ZM80 243V244H79ZM89 243V244H88ZM94 243V245L97 243V245H99V247L101 248L102 246L104 247V245L106 246L107 244V246H108V248L107 247H104V248H106L107 250L105 251L104 249V251L102 252L101 251V249L98 251V249H96L97 247L96 246H94V248L92 249V244ZM103 243V244H102ZM117 243V244H116ZM142 243V246L144 245ZM152 243V242H151ZM159 242H157V244H158ZM162 243V244H163ZM166 243V242H165ZM164 243V244H165ZM60 244V245H59ZM63 244V245H62ZM75 244V245H74ZM90 244H91V246H90ZM111 244V245H110ZM156 244V243H155ZM163 244V245H164ZM223 244V245H224ZM248 244H250V242H248V243H246V244H244L243 245V243L241 244V247H242V250L244 249V248H246L247 247V245ZM62 245V246H61ZM87 245H89V246H87ZM102 245V246H101ZM109 245L111 246V247H109ZM113 245V246H112ZM162 245V247L164 248V246ZM52 248H51V247ZM57 246V247H58ZM73 246V247H72ZM85 246H87V247H85ZM129 246H130V248H129ZM155 246V245H154ZM156 246H158L159 247V249H161V250H163L162 249V247L160 248V246L159 245H156ZM155 246V247H156ZM183 246V247H182ZM191 246V245H190ZM224 246H226V245H224ZM244 246V247H243ZM44 247V248H43ZM65 247H67L66 248V251H65ZM77 247V248H76ZM88 247H90V248H88ZM96 247V248H95ZM98 247V248H99ZM118 247H116L117 249H118ZM119 247V248H120ZM138 247H140L141 248V246H138ZM167 247V246H166ZM178 247V248H177ZM179 247L181 248V249H179ZM184 247H186V248H184ZM115 248V249H116ZM143 248H145V246H143L141 249H143ZM169 248V247H168ZM173 248H171V249H173ZM42 249H44L45 250V252L42 250ZM48 249H49V251L50 250H52V251H50L49 253H47L48 252ZM58 249V248H57ZM158 249V248H157ZM158 249V250H159ZM47 250V251H46ZM78 250V251H77ZM112 250H114V248L112 249ZM109 251V253L111 252V254H112V252L113 251ZM144 250V249H143ZM146 250V249H145ZM151 250V249H150ZM155 250V249H154ZM160 250V251H161ZM173 250V251H174ZM55 251V252H54ZM64 251V252H63ZM74 251V252H73ZM116 251V250H115ZM114 251V252H115ZM118 251V250H117ZM116 251V252H117ZM142 251V250H141ZM149 251V250H148ZM147 251V253L146 254H148V258L150 259V261H149V263L152 261V258H150V256H152V257H155V256H153V254H154V252H153V254L151 253V251H150V253ZM159 251V252H160ZM165 251H167V250H165ZM165 251H163V252H165ZM67 252V253H66ZM72 252V253H71ZM76 252V253H75ZM82 252V253H81ZM86 254V255H84V253ZM101 252V253H100ZM113 252V253H114ZM159 252H158V254H159ZM178 252H177V255H179L178 254ZM47 253V254H46ZM51 253H54V254H51ZM58 253V254H57ZM59 253H60V255H59ZM72 255L71 256V258H70V254ZM78 253V254H77ZM79 253H80V255H79ZM108 253V254H109ZM134 253V252H133ZM145 253V252H144ZM162 253V252H161ZM167 254L169 253V252H166ZM175 253V252H174ZM230 253H231V251H230ZM100 254H102L103 255V261L101 260V258L100 257H102V255H100ZM107 255L109 258H108V262L110 261L111 263H109V264H114V263H112L113 262V258L110 260V258L111 257H113L112 255ZM146 254H144V255H146ZM152 254V255H151ZM157 254V253H156ZM157 254V255H158ZM54 255V256H53ZM64 255V256H63ZM67 255H68V257H67ZM83 255V256H82ZM88 255V256H87ZM143 255V256H144ZM164 255H166V254H164L163 253V256ZM171 254L169 253V256H170ZM176 255V254H175ZM61 257V259H60V257ZM78 256V259L76 258ZM86 256L87 257H89L90 258V256L92 257L91 259H92V261H91V259L90 260H87V259H89V258H86ZM121 256H120V258H121ZM159 256H162V254H159ZM158 256V258H161V257H159ZM162 256V257H163ZM166 256H168V255H166ZM168 256V257H169ZM2 257H4V258H6L7 257V254H6V256H5V254H3L2 255ZM9 257V258H8ZM7 258H6V260L8 259L9 261L10 260H12L13 259V257H10V256H8ZM56 257H58V259L56 258ZM142 257V256H141ZM145 257H147V256H144V258H142L143 260L145 259ZM165 257V256H164ZM168 257H166V260H165V258H163L162 260V263H164V264H168L169 262V260H167V258ZM181 257V256H180ZM180 257H178V259H180ZM12 258V259H11ZM40 258H42V259H40ZM45 258V259H44ZM47 258H49V259H47ZM66 258V259H65ZM82 258H84V261H86V262H83V259ZM97 258H98V260L100 259L101 261H102V263H100L98 260H97ZM22 259V258H21ZM21 259H18V260H20L19 261V263L17 262V263H15V264H24V262H22V260ZM38 259V260H37ZM93 259H95V262H93L94 260ZM141 258L139 259V260H142ZM7 260V261H8ZM41 260V261H40ZM127 260H129V261H127ZM148 259L146 258V260H144V261H147ZM160 260V259H159ZM8 261V262H9ZM49 261V262H48ZM66 261V262H65ZM123 261H125V262H123ZM157 261H158V259H157ZM180 261H182V259L180 260ZM12 262V263H11ZM21 262V263H20ZM55 262V263H54ZM129 262V263H128ZM154 263H156V261L154 260L153 261ZM160 263H161V260L159 261ZM172 261L170 260V263H171ZM174 262V261H173ZM172 262V263H173ZM183 262V261H182ZM181 262V263H182ZM10 264H13L14 262L13 261H10L9 262ZM36 262H35V264H37ZM148 262H146V264H149ZM159 263V264H160ZM161 263V264H162ZM169 263V264H170ZM171 263V264H172ZM107 264V263H106ZM151 264V263H150ZM157 264H158V262H157ZM174 264V263H173ZM183 264H184V262H183Z\"/></svg>",
    "mask_w": 264,
    "mask_h": 264
},
{
    "label": "bare ground",
    "instance_id": "obj_2",
    "mask_svg": "<svg viewBox=\"0 0 264 264\" xmlns=\"http://www.w3.org/2000/svg\"><path fill=\"white\" fill-rule=\"evenodd\" d=\"M178 0H101V2L102 3H104L105 5H107V6H110V8H111V10H115V11H118V12H121V13H123V14H128V15H131V16H136L137 14L140 16V15H146V16H148L149 14H151V15H149V16H153L154 17V15L156 14L157 15V17H158V15H159V18H160V10L162 11V13H161V15L163 14L164 16H166L167 17V19L169 20H167L166 18V21H168L169 23V27H172V30H171V28H169L170 29V31H167V32H169L168 34H167V32H165L166 33V36H164V37H159V38H165V39H167V41H169V42H171V44L168 46V49L170 48V50H173V51H171V52H174L175 50H174V45H175V49L177 48V55H179V54H181V52L180 51H178V49L179 50H181L182 48V42L181 41H184V40H186V43L188 42V43H190L191 41H193L194 43H193V48L194 49H192L191 47H188L187 46V48H185L184 49V47H183V49L184 50H181V51H183V52H185V54L184 55H186V54H189V55H191V53L193 52H195L196 53V51L198 52V55H199V57H197V59H199L200 58V60H197V63H196V66H194L193 64H191V63H193L195 60H196V57H191V61H190V63H189V65H187V66H185L186 65V63L183 65L184 66V68H187L186 69V71H183V70H185L184 68H182L181 66V68L179 67V65H176V61H175V65H176V71L174 72V71H172L173 70V68H169L170 66H168V68H167V64L168 63H166V69L168 70L169 69V71H164V75L162 74V76H160L159 77V83H160V85L161 86H163L164 87V91H159V90H157V89H159V87L156 85V86H154V88L152 89V90H148L149 89V87L148 88H139V89H134L132 92L130 91V89H131V83H128V82H131V81H127V84H129V85H126L127 87L126 88H124L123 90H124V92H121V91H119L118 89H119V87L118 86H120L121 87V85H119L118 84V82H116V83H114L113 82V84L112 83H109L110 84V86L111 85H113V86H111V89H113L115 86L118 88H114L113 90H112V94H111V96L112 95H116L117 94V96H115V98H113V96H112V99H111V96L109 97V95L110 94H108V92H104V91H102V90H100V89H102V87H100L99 89H97V91L99 92H97L96 91V89H95V91L98 93V95H96V96H100V93H102L103 92V95H105V97H104V99L105 98H107V99H105V100H103V97H102V99L100 100V99H97L96 100V98L95 99H93V97H90L89 96V90H87V88H85L86 86H88L90 83L88 82V84L85 86V79L82 81L81 79L82 78H79L78 79V83L80 82H83V83H81V84H84L83 86V89H81L83 92H84V89H86L87 91H88V93L85 91L83 94H88L86 97H87V99H88V97L91 99L92 98V100H96V101H98V100H100V105H101V108L102 109H97L95 106L93 107L92 106V103H95L94 101H89V99H88V101H89V103L91 102V107H92V109L93 108H95V109H97V112H95L94 113V115H96V113L99 115V117L97 116H95V119L96 120H94V122H91L90 121V119H89V117H91V120H92V118H93V116L94 115H90V116H88L87 117V114H86V116H85V114L82 112L81 113V111L79 112V113H81V114H83V117L85 116V119L84 120H86V122L89 124V125H91L92 127L90 128V130H93L94 132H95V130H98L97 132L98 133H96V135H98L99 134V136L97 137V139L98 138H100V139H98L99 140V143H100V145H101V148L103 149V151H104V153L107 155H109V154H112V153H114V152H116V154L117 155H120L121 153L119 152L120 151V149L122 150V148H123V150L121 151V152H123L124 153V155H123V153L121 154V157H123V156H127V147H126V144L124 143V142H121L122 140H120V139H125L126 140V142H127V138L123 135L122 137H124V138H120L119 136H121L122 134L121 133H123V132H121L118 128L119 127H117L118 125H116V126H113L112 125V123L114 122V119H112V118H115V117H113L114 115H116L118 118H120L116 113V111H115V108H116V106L121 110V108H122V110L120 111V112H122L123 114H125L124 112H127V110H128V112H130V110L131 109H129V107L131 106V107H133V108H136V109H141V108H144V107H148V105L150 106L151 105V108L153 107V109L151 110L150 108H149V111H153L154 110V108L155 109H157L158 108V110H156L155 112H153L152 114H150L151 112H149V113H145L143 110H141V111H143L145 114L144 115H149V117L147 116H144L143 115V113L141 114L139 111H134L135 113H136V115H137V117L139 116L137 113L139 112L140 113V116H142L143 118H142V120H141V117H140V122L139 121H137V117H136V115L135 116H133L132 114H135L133 111H131V112H133L132 114L131 113H128L127 112V114H125V120L126 119H128V120H132L131 122H134L133 124H132V126H133V128L136 130V132H140V130L141 131H143L141 128H144L145 130H146V128H145V126H144V124L145 123H142L143 124V127L140 125V123L141 122H143L144 121V119L145 120H147V122L148 123H150V122H152L151 120V117L153 118V117H155V115L157 114L158 115V118L160 117V119H158L159 121H162L163 123H165L166 121H172V122H174V124L172 123V122H169V124L171 125H173V126H171L172 128L175 126V128H173L174 129V131H173V133H168L169 135H167V136H165V138L168 140V139H170V143H171V145H169V143L167 144V145H169L168 146V148L166 147V149L168 150H170V154H168L169 156H167V153L165 154V156H167V157H154V156H156L157 154L156 153H159L158 152V150H153V153L155 152V154L156 155H154V154H151V155H153V157L155 158V159H158L157 161L159 162V166L161 167H159L158 165H155V168L152 170L151 169V172L152 173H154V174H156V175H154V177H156V178H154L157 182L156 183H158V184H156L155 183V180L153 179V178H148V179H150L149 181H150V184H148L147 185V183L149 182L148 181V179L146 180V181H144L145 179L143 178L142 179V177H144V176H146V175H144L143 173H142V177H138L139 178V180L141 181V180H143V181H141V182H143L142 184H143V187L145 186L146 188H140L139 187V189L141 190V191H146L147 190V188H149L150 186H151V183H152V179L154 180V184H156L155 186L157 187V189H158V191L157 190H155L156 192L154 193V192H152V194H153V198H152V195H151V192H150V197L148 198L147 196H149L148 194H149V192H147L148 190H150V188L145 192L146 194V202H148L147 203V206H148V208L150 209V210H148V208H147V206H145L146 205V203H145V205L143 204L142 205V203H140L141 204V206L143 207V206H145V207H143V208H145L144 210H148V211H151L152 213H153V215H155V218H156V220L155 221H152V220H150L149 221V219L148 220H145L144 218H142V219H144L146 222H147V225H148V223L150 224V226H152V228H154V229H152V228H150V229H152V230H150V232L148 233V232H146V231H148V229H146V222H145V225L144 226H141V225H143V224H141L139 227H140V229H146L145 230V233L146 234H148V235H151V237H148V235L146 236V237H148V238H144L145 236H144V234H143V236H142V234H140V233H143V230L142 231H140L139 230V228L138 229H135V230H137V232H138V230L140 231L138 234H140L139 236H142L145 240H148V242H149V244H151V245H149L151 248H149V247H146V246H148V245H145L143 242H138V241H144V240H142L143 238H140L139 236H136V234H134V233H136V231L135 232H133L134 230H132V229H129L130 227L129 226H127L128 225V223L124 220L125 218V216H127L129 219H130V217H132L131 219H130V221L132 222L136 217H138V216H136V211H135V208L136 207H134V206H132V204H134V202H128L127 201V198L129 197V195H127L126 193V191L125 190H123L122 188L120 189L121 190V195L122 196H120L119 194H120V192H116L115 191V189L117 190V188H115V189H111L114 185H112V184H117V185H119L118 184V182L120 183V179H121V181H122V184L124 183V185L125 186H129V184L128 183H132L131 184V186L132 185H134L135 187L136 186H138V182L139 181H137L136 180V182H135V178H136V176L139 174H137V165H138V167H139V165H140V163H138L139 161L141 162V157L144 155L143 154V152H142V149H140V147L142 148L143 146H144V144L142 145V143L139 141L138 142V140L140 139V138H138V136L140 135V137L142 136L141 135V133L142 132H140L139 134L138 133H136L135 132V134L136 135H138V136H136L137 137V144H139L140 143V145H139V150H138V153H139V151H140V153H141V155H140V153L139 154H136L137 156H135V157H137V158H139V160H137V159H135V158H132V159H135V160H137V162L136 161H134V166L136 165V167H133V168H131V169H133V172H135V174L136 175H132L133 177H134V179H131L132 181H130L129 182V178H130V171L131 170H129V168H126V166H124V160H126V159H124L123 161H122V159L123 158H126V157H123L122 159H121V157H120V159L118 160V161H114L113 160V158L114 159H116V155H115V153H114V155H112L113 156V158H112V156H110L109 155V158H108V156L106 157V159L108 158L109 159V161H108V163L107 162H105L103 159H105V158H103L102 160L105 162V167L107 166V164H109V163H111V164H109L108 166H107V168H105V169H108L107 171H109L110 169V171L112 172V169L113 168H111V167H113L114 165H117L119 168H121V169H123L124 167H125V169L124 170H119V169H116V167L117 166H114V169H116V171L113 169V171H114V173H115V175L114 174H112L111 175V172H110V174L109 173H106V171L105 172H102L101 174H100V176H99V178H97L98 180H93V182L94 183H96V185L95 184H93V182H91L92 181V178L93 179H96V178H94V177H91V176H93L94 174H95V172L96 173H98L97 172V170L98 169H95V172L94 173H92V171L91 172H89V173H92V174H90L89 175V177H91V180H87V179H85L86 180V184H85V187H86V185H87V187L89 186L90 187V185H89V183H91V184H93V185H95V187L94 188H96V186H97V184H99V189L97 190L98 192L100 191V194H101V196L98 198L99 200L101 199L102 200V202L100 203V202H98L97 204H95V205H98L99 203V205L101 206V204L104 202V203H106L107 204V206H106V209H107V211L109 212V215H111V216H114L113 218L111 217V219H117V221L119 220V222L121 223V221L120 220H122V225L120 224V225H118L117 223H115L114 221H112L111 219H110V217L109 218H107V216L105 217V215L103 216V218H106V221H108L107 223H111L112 224V226H111V224L110 225H108L109 227H110V229H107V232L108 231H111L112 229H114V231H116L117 229L116 228H118V227H120L121 229H123V227L125 226V229H123V231H121V229L120 228H118V229H120V231H121V233H123V235L122 236H124V238H126L125 236L127 235V233H128V231L130 232V233H128V237H127V242L129 243L130 241L129 240H134L133 242H135V240H136V242H135V245L136 246H134V243L132 242H130L132 245H133V248L135 247H137V249H138V251H140V254H141V256H139L138 255V257H140L141 259L142 258H144V256H147V257H145V259L144 260H146V258L148 259L147 261H144L143 259L142 260H139V259H137L138 261H140V263L138 262V264H146V262H148L149 263V261H150V259L148 258L149 256H148V254H146L147 253V251L150 253V251H151V253L153 254V252H154V254H153V256H155V257H152V256H150V258H152V261L150 262L151 264H157V262H158V264L160 263L159 261L161 260V263H162V259L163 258H165V260H166V257H168L169 256V253L171 254L168 258H167V260H169L168 262L170 263V260L174 263V264H183V262H184V264H264V196H262L261 195V193H259L260 191H263L262 189H263V187H264V169H262V168H260L261 166H263L264 165V115H262V112L264 111V95H262L263 93H261V94H257V96H256V98L254 99L253 98V105H252V107H253V109H255V112L254 113H250L249 112V114L250 115H247L246 114V116L245 117H242L241 116V114H236V111H235V113L234 112H229L228 111V108L229 107H231V104H233L234 102L236 103L242 96H244L245 94H246V96L247 97H249L250 95H252L251 94V89H252V87L255 85V81H252L251 79H250V77H248L249 75H248V73H246V72H244L245 70H244V68H247V69H250L251 68V65H250V63L248 62L249 60H250V58H249V56H246V55H251V54H249V53H251V52H248L249 50V48L247 47L249 44H251L252 42V40H255L254 42H253V44H251V45H254V47H256V49H258V50H264V18L263 19H257V18H254V17H252L251 15H250V13H251V11H256L257 10V8H258V4H259V0H215V1H217L218 3V6H225L226 7V11H227V16H226V18H224V20L226 19L227 21H224V24H225V22H226V24L231 28V29H233V32H232V35L230 36V39L227 41L226 39V43L227 42H229L230 40H231V38H234V39H236V41H237V39H241V40H243V42H244V50H248L247 52H248V54L246 53V58L244 57V59H246V61H245V64L243 65V63L241 62V59H240V55H239V53L241 52V49H242V46H238L237 48H233V49H231L232 47H230V46H226V49H227V47H228V50H227V52H224V53H222V54H220V55H217V57H216V59L218 60V62H217V60L215 61L216 62V64L215 65H217L216 66V74H214L215 72H213L210 68L211 67H213V65H211L210 66V64H209V54H208V52L206 51V49H205V47H204V49L202 50V48L199 50L197 47L198 46H196V44H195V38H196V36L198 37L199 36V38H202V36H204V34H205V30H207L206 28V24H202V23H200L199 21L200 20H195V19H190V21H189V26H190V28H191V30H189V32H187L188 30H186L187 28L185 27V25L188 27V25H187V23L184 25L183 23H184V18H185V21H186V18H187V13H185V11L184 10H182V6H180L179 5V3L177 2ZM182 1V0H181ZM214 1V0H213ZM103 4V6H105ZM75 5L76 6H74V8L75 9H81L82 8V4H81V1H78L77 3H75ZM180 7H181V11H184V12H180ZM157 10H159L158 12H157ZM155 11H156V13H155ZM160 12V13H159ZM158 13V14H157ZM148 14V15H147ZM153 14V15H152ZM179 14L181 15V14H183V16H184V18L182 19L183 20V22H181V18L183 17L182 15V17L180 18V16H179ZM163 15H162V17H163ZM164 18V17H163ZM165 19H163L164 21H165ZM178 20V21H177ZM165 21V22H166ZM171 21L172 22H174L175 21V24L174 23H172L173 24V26H170V23H171ZM178 22V23H177ZM179 22L181 23V24H179ZM167 27H168V25L167 24H165ZM177 25V26H176ZM180 25V26H179ZM183 25H184V27H183ZM177 27V28H176ZM178 27H181L180 29L178 28ZM182 27H183V29H182ZM175 28H176V30H175ZM184 28H186L185 30H184ZM177 29H178V31H177ZM173 30H175V31H177V32H175V31H173ZM172 31L173 32H175L177 35H175V34H172ZM179 31H181V32H183L182 34L184 35V36H179L178 35V32ZM184 32H185V34H184ZM207 32V31H206ZM171 33V34H170ZM197 34H199V35H197ZM176 40H180V41H178V42H176ZM188 40V41H187ZM175 41V42H174ZM174 45H173V44ZM181 44V45H179V44ZM183 43H185V42H183ZM247 43H249V44H247ZM195 44V45H194ZM227 44H229V43H227ZM230 44H232V43H230ZM173 45V46H172ZM220 45V44H219ZM224 45V44H223ZM176 46H178V47H180V48H178V47H176ZM212 46H215V45H212ZM216 47V49L219 47L218 45H216L215 46ZM221 47L222 46H220V48L219 49H221ZM224 47V46H223ZM190 48V49H189ZM248 48V49H247ZM187 49V51H189L190 53H186L187 51H185ZM192 49V50H191ZM223 49V48H222ZM195 50V51H194ZM206 52H205V51ZM204 51V52H203ZM200 52V53H199ZM175 53V52H174ZM183 54V53H182ZM182 54H181V58L182 57H184V55L182 56ZM201 54L203 55L202 56V58L200 57L201 56ZM207 54V55H206ZM255 54L257 55V54H262V55H258V56H256L257 58H259V57H263L264 58V52H260L259 53V51H257V52H255ZM209 56V57H208ZM207 58H209V59H207ZM184 59L185 60H187L185 57H184ZM193 59V60H192ZM254 59V58H253ZM182 60V59H181ZM184 60V61H185ZM260 60V59H259ZM208 61V62H207ZM255 60H253V62H254ZM174 62V61H173ZM205 62V63H204ZM207 62V63H206ZM261 62V61H260ZM187 63V64H188ZM255 63V62H254ZM253 63V64H254ZM258 63V62H257ZM174 64V63H173ZM178 64V63H177ZM191 64V65H190ZM194 64H195V62H194ZM252 64V63H251ZM256 64V63H255ZM174 66V65H173ZM180 68V69H182L181 71H178V70H180V69H178L177 70V68L178 67ZM191 67L190 69H189V67ZM192 66L195 68H193L192 69ZM259 66V65H258ZM261 66V65H260ZM165 69V68H164ZM188 69L191 71H188ZM193 71H192V70ZM262 69H264L263 68V65H262ZM197 72H196V71ZM258 70V69H257ZM229 71V72H228ZM230 71H234V72H237L238 73V77L237 78H235L234 76L232 77L231 76V72ZM259 71V70H258ZM178 72H183V73H178ZM185 72H186V74H185ZM188 72H189V74H192V75H199V74H201V73H204L206 76H210V75H212V73H213V77L214 78H212V76H208L209 78L206 80V81H204V82H206L205 84H203V85H201V86H199L198 88H197V86H195L196 88V92L194 91V94L192 95V94H190L187 98L189 99V101L187 100V102H185L186 101V98L185 97H182L181 98V92H182V88H181V85H183L184 83H182L181 81H182V77H180L181 79L179 80L181 83H179L178 82V75L180 74V75H187V77L189 78V79H192V81L194 80V79H196V77L195 76H193V77H195V78H190L192 75H189L188 74ZM209 72V73H208ZM264 72V71H263ZM175 73H178V75L177 74H175ZM207 73V74H206ZM211 73V74H210ZM228 75H227V74ZM219 75V79H215L216 78V75ZM257 74V73H256ZM182 75V76H183ZM217 75V76H218ZM224 75H227V77L226 76H224ZM230 75V76H229ZM159 75H157V77H158ZM221 76V77H220ZM148 77H151V78H149V80H152V82L151 83H153V85L154 84H156L155 82L157 81V80H155V76H147L146 78V80H148ZM154 79H153V78ZM259 77V76H258ZM201 78V77H200ZM199 77H197V79H200ZM211 78V79H210ZM218 78V77H217ZM79 80H81V81H79ZM86 80H87V78H86ZM155 80V81H154ZM200 80H202V78L200 79ZM87 81H89V80H87ZM86 81V82H87ZM190 81V80H189ZM250 81H252V82H250ZM250 83V85H248L247 83ZM79 83V84H80ZM121 83V82H120ZM80 84V85H81ZM122 84V83H121ZM181 84V85H180ZM118 85V86H117ZM185 85V84H184ZM183 85V86H184ZM91 86V87H90ZM89 87H90V89L92 88V85H90ZM110 86H109V89H110ZM188 87H190L189 86V84L187 85ZM249 86V87H248ZM124 87V86H123ZM185 87H186V85H185ZM104 88V87H103ZM129 88V89H128ZM89 89V88H88ZM94 89V88H93ZM92 89V90H93ZM121 90H122V88H120ZM185 89V88H184ZM80 90V91H81ZM100 90V91H99ZM127 90H129V91H127ZM132 90V89H131ZM18 91H20V90H18ZM81 91V92H82ZM94 91V90H93ZM92 91V92H93ZM94 91V92H95ZM116 91H118V93L116 92ZM91 92V93H92ZM95 92V93H96ZM111 92V91H110ZM116 92V93H115ZM264 92V91H263ZM3 93L4 92H2V93H0V94H2L3 95ZM16 93V95L15 96H12V98L13 97H15V100H16V97H17V99H18V103H20L21 102V104L23 105V103H22V101L23 100H25L24 98H21V95H20V93H21V91L18 93L17 91L15 92ZM96 93V94H97ZM105 93V94H104ZM114 93V94H113ZM120 93H121V95H120ZM252 93H255V91L254 92H252ZM4 94H6V93H4ZM51 94V93H50ZM106 94H107V96H106ZM18 95V96H17ZM91 95V94H90ZM102 95V94H101ZM102 95V96H103ZM183 95H185V94H183ZM182 95V96H183ZM6 96L7 97H9V94H6ZM80 96V95H79ZM85 95H83V98L85 99V97H84ZM92 96V95H91ZM93 96H95L94 95V93H93ZM95 96V97H96ZM120 96H123V98H118V97H120ZM245 96V97H246ZM3 97V96H2ZM80 97H82V96H80ZM244 97V98H245ZM22 99V101H21V99ZM101 98V97H100ZM1 99V98H0ZM81 99V98H80ZM83 99V101H85V102H88V101H86V100H84ZM111 99V100H110ZM122 99V100H121ZM181 99H182V101L185 103V104H182L181 103ZM185 99V100H184ZM216 99L218 100V102L216 101ZM243 99V98H242ZM6 100V99H5ZM11 100V97H9V100L8 101H10ZM20 100V101H19ZM26 100H27V98H26ZM52 100H53V98H52ZM82 100V99H81ZM106 100H108L109 102H106ZM113 100L114 101H116V105H114V104H112L111 106H110V104L113 102ZM118 100H119V102H118ZM249 100H250V98H249ZM36 101H38V100H36ZM48 101V102H47ZM234 101V102H233ZM1 102V101H0ZM25 102V101H24ZM46 102L47 103H52V101H50V100H46ZM54 102V101H53ZM247 102V101H246ZM6 103V102H5ZM26 103V102H25ZM24 103V104H25ZM40 103V102H39ZM46 103V104H47ZM58 103H59V101H58ZM84 103V102H83ZM101 103H103V104H101ZM104 103H106V104H104ZM115 103V102H114ZM53 104H55V103H53ZM57 104V103H56ZM88 104V103H87ZM87 104H84L85 105V107H88V106H86ZM96 104V103H95ZM94 104V105H95ZM148 104V105H147ZM212 105V106H214V108L215 109H213L214 111H216V113H217V115L216 116H218L217 118H223L224 116H223V114L221 113V112H223V113H225V112H229V114L226 116V118H225V120L224 119H222L223 120V122L225 121V123H223L222 122V125L223 126H219V128L220 127H222L221 129H217V127H216V130L214 131V132H212V134H211V136H210V138H209V140H208V142H207V140H204V141H206L207 142V144L206 143H202V142H200L199 143V140H201V138H203V135L205 134V127L208 125V130H209V127H210V125H211V123L212 124H214V120L215 119H213V122H211L210 123V121H208L207 120V118L209 119V117H207V118H204V117H206V115L205 114H203V113H207L206 111L204 112L203 111V109H206L207 110V105L209 106V105ZM0 105H1V107H2V104L0 103ZM4 105V104H3ZM7 105V104H6ZM5 105V106H6ZM20 105V104H19ZM44 105V104H43ZM58 105V104H57ZM56 105V106H57ZM97 105H99L98 103L96 104V106ZM100 105H99V107H100ZM105 105H107V106H110V107H108V108H106L107 106H105ZM147 105V106H146ZM8 106V105H7ZM24 106V105H23ZM22 106V107H23ZM28 106V105H27ZM26 106V107H27ZM48 106V105H47ZM60 106V105H59ZM62 106H64V105H62ZM83 106V105H82ZM104 106V107H103ZM154 106H156V107H154ZM4 107V106H3ZM25 107V108H26ZM66 107V106H65ZM84 107V106H83ZM127 107H128V109H127ZM4 108H7V107H4ZM3 108V109H4ZM9 108H10V106H9ZM9 108H7L8 110H9ZM28 108V107H27ZM56 108V107H55ZM62 108V107H61ZM90 108V107H89ZM88 108V109H89ZM211 109H212V107H210ZM209 108V109H210ZM249 108V107H248ZM28 109H33L32 111L34 112L35 110V107H33V108H28ZM28 109H25L22 113H20V115H18L17 116V118L15 119V120H13V121H11V120H6V115H0V117L3 119V118H5V119H3V120H1L2 122H3V124L2 125H0V126H2V127H0V131L1 130H3V128L5 129L3 132H7L9 129H12V131L13 130H20L21 132H20V134H17V137L16 136H14V135H16V134H14V135H11V137L13 136V137H15V138H17L16 139V141H14L15 143V146H14V151L11 149V147H10V149L8 148L6 151V153H8L9 152V150H10V152L11 153H9V154H12V151H13V155H12V157L13 156H15L16 155V153H15V155H14V152H16L15 150L17 149L16 148V146L18 145V144H21L20 143V140L21 141H23L24 139H26L25 137L23 138V135H26V134H30V133H32V131H37L38 130V132L37 133H39V130L40 131H42V132H44V133H47V132H50L51 133V131H50V129H49V125H48V119L46 120L45 119V114H43L42 112H37V111H35L36 113H38V114H36V113H33V112H31V111H29ZM58 110H59V108H57ZM63 109V108H62ZM69 109V108H68ZM87 109V108H86ZM88 109H87V111L86 112H89L88 111ZM95 109H93L94 111H95ZM127 109V110H126ZM247 109V108H246ZM250 109V108H249ZM249 109H248V111H249ZM54 110V109H53ZM61 110V109H60ZM67 110V109H66ZM72 110V109H71ZM99 110H101V111H99ZM102 110H104L105 111V113H103V111ZM189 110V112H187ZM222 110H224V111H222ZM258 110V111H257ZM51 111V110H50ZM56 111V110H55ZM63 111H65V109L63 110ZM73 111V110H72ZM83 111H85V110H83ZM92 111V110H91ZM114 111V112H113ZM158 111V112H157ZM208 111H210V110H208ZM245 111V110H244ZM4 112V111H3ZM70 112V111H69ZM107 112V113H106ZM147 112H148V110H147ZM15 113V112H14ZM18 113H19V111H18ZM53 113V112H52ZM66 113V112H65ZM73 113V112H72ZM91 113H93V112H90V113H88V115L89 114H91ZM101 115H100V114ZM113 113H115L114 115H113ZM208 113H210V112H208ZM208 113H207V115H208ZM212 113V112H211ZM264 113V112H263ZM4 114V113H3ZM51 114V113H50ZM56 114V113H55ZM58 114V113H57ZM68 114V113H67ZM106 114V115H105ZM130 114L132 115V116H130ZM155 114V115H154ZM60 115H62V113H60ZM69 115H71V114H69ZM72 115H74V114H72ZM71 115V116H72ZM77 115H79V114H77ZM104 115H105V117H104ZM130 116V117H128V116ZM202 115H205L204 117H202ZM210 115V114H209ZM71 116L69 117V118H71ZM101 116V117H100ZM103 116V117H102ZM110 116H112V118H110ZM213 116V115H212ZM211 116V118H213ZM64 117V116H63ZM75 117V116H74ZM83 117L81 116V118L83 119ZM87 117V118H86ZM132 117V118H131ZM133 117L134 118H137L136 119V121H134L133 120ZM56 118V117H55ZM80 118V119H81ZM118 118H116L117 120H119ZM146 118H148V119H146ZM202 118H204L205 120H207V125L205 124L206 122H204L205 120H203ZM210 118V119H211ZM214 118H215V116H214ZM50 119V118H49ZM53 119H54V117H53ZM220 119L218 120V121H220ZM5 120V121H4ZM55 120V119H54ZM59 121H60V118L58 119ZM63 120V119H62ZM61 120V121H62ZM66 120V119H65ZM74 120V119H73ZM154 120V119H153ZM155 120H157V119H155ZM154 120V121H155ZM221 120V121H222ZM0 121V122H1ZM11 121V122H10ZM57 121V120H56ZM121 120H119L118 122H120ZM212 121V120H211ZM135 122H137L136 124L138 125V126H136V128H135ZM162 122H160L161 124H162ZM122 123V127H124V125H126L124 122H121ZM157 124L159 123V122H156ZM156 123L154 124L155 126H157L156 125ZM217 123V124H216ZM215 124L216 125H219V123L218 122H216ZM1 124V123H0ZM60 124V123H59ZM77 124V123H76ZM124 124V125H123ZM166 124V123H165ZM169 124L167 125V126H165L166 128H165V130H167L168 128V126H169ZM225 124V125H224ZM58 125V124H57ZM88 125V127H90ZM146 125V124H145ZM151 125H152V123H151ZM153 125V126H154ZM79 126V125H78ZM86 126V125H85ZM84 126V127H85ZM146 126H149V125H146ZM214 126V125H213ZM126 127V126H125ZM137 127H139V129L137 128ZM141 127V128H140ZM151 127V126H150ZM150 127H148L147 128V130L146 131H148V129L150 128ZM162 127H164L163 125H162ZM161 127V128H162ZM212 127V126H211ZM2 128V129H1ZM52 128V127H51ZM63 128V127H62ZM81 128H83V127H81ZM114 130L115 128H117V130L115 129L114 131L112 130V129ZM158 128H160V127H158ZM215 128V127H214ZM111 129V130H110ZM156 129H157V127H156ZM163 129V128H162ZM207 129V128H206ZM211 129V128H210ZM134 130V131H135ZM139 130V131H138ZM152 129L150 128V131H151ZM159 130V129H158ZM161 130V129H160ZM159 130V131H160ZM11 131V132H12ZM92 131V132H93ZM146 131H144L143 132V134L145 133V136L144 137H146V136H148V134H147V132ZM150 131H148V133L150 132ZM9 132H10V130H9ZM22 132L24 133L23 135H21L22 134ZM42 132H41V134H42ZM85 132V131H84ZM113 132H114V134H113ZM121 132V133H120ZM152 132V134H153V131H151ZM14 133V132H13ZM16 133H18L17 131H16ZM34 133V132H33ZM36 133V132H35ZM43 133V134H44ZM57 133V132H56ZM83 133V132H82ZM207 133V132H206ZM10 134L11 133H9V138H8V141L9 140H11V137H10ZM52 135H53V133H51ZM85 134H86V132H85ZM95 134V133H94ZM93 134V136H95L96 137V135H94ZM151 134V133H150ZM150 134H149V136L148 137H150L149 138V140H148V137H146L147 138V140L145 141V142H147V144L151 141V139L153 140L154 138H152V136H150ZM151 134V135H152ZM208 134V133H207ZM210 134V133H209ZM208 134V135H209ZM7 135H8V133H7ZM206 135V134H205ZM207 135V136H208ZM30 136H31V134H30ZM36 137H37V135H35ZM40 136H42V135H40ZM48 136V135H47ZM163 136H164V133H163ZM162 136V137H163ZM19 137V138H18ZM33 137V136H32ZM52 137V136H51ZM116 137L118 138L117 139V141H115L116 140ZM206 137V136H205ZM41 138V140L42 139H44L45 138V140H47V138H46V136L44 135V138L43 137H40ZM56 138H58V137H56ZM55 137H54V139H56ZM223 138H225V139H227V140H225L226 141V146L225 147H222V144H221V141H223L224 139ZM39 139V138H38ZM38 139H36V140H38ZM164 139V138H163ZM165 139V140H166ZM207 139V138H206ZM223 139V140H222ZM1 140V139H0ZM7 140V139H6ZM49 140V139H48ZM65 140V139H64ZM78 140V139H77ZM141 140V139H140ZM164 140V141H165ZM39 141V140H38ZM44 141V140H43ZM42 141V142H43ZM54 141V140H53ZM95 141H96V139H95ZM95 141H93V143H95L96 144V142ZM115 141V142H114ZM118 141H120L121 143L120 144H122V143H124V146L122 145H120V144H118L119 142ZM202 141V140H201ZM203 141V142H204ZM4 142V143H3ZM10 142L11 141H9V142H6V144H9L10 145ZM19 142V143H18ZM34 142V141H33ZM48 142V141H47ZM116 142H118L117 144H116ZM129 143H132V142H130V139H129V141H128ZM128 142H127V144H128ZM144 142V141H143ZM163 142V141H162ZM18 143V144H17ZM45 144H46V142H44ZM43 143V144H44ZM98 143V142H97ZM114 145H113V144ZM153 143H155V142H152V144ZM5 144V140L3 141H0V145H6ZM35 144V143H34ZM39 144V143H38ZM38 144H36V145H38ZM45 144H44V146H45ZM54 144V143H53ZM71 144V143H70ZM146 144V143H145ZM201 144V145H200ZM8 145V146H9ZM11 145H13V143L11 144ZM41 145V144H40ZM94 145V144H93ZM113 145V146H112ZM117 145V146H116ZM119 145V146H118ZM148 145H150V143L148 144ZM155 145V144H154ZM29 146H31V142H30V145ZM42 146V145H41ZM40 146V147H41ZM44 146H43V148H44ZM112 146V147H111ZM115 146H116V148L118 147V150L115 148ZM152 146V145H151ZM200 146V147H199ZM27 147V146H26ZM33 147V146H32ZM39 147V146H38ZM47 147V146H46ZM49 147V146H48ZM47 147V148H48ZM115 149H114V148ZM121 147V148H120ZM145 147V146H144ZM149 147V146H148ZM147 146H146V148H145V150L148 148ZM154 147V146H153ZM171 147V148H170ZM198 147V148H197ZM28 148V147H27ZM31 148V147H30ZM30 148H29V152L31 153V151H30ZM111 148H113L112 150H110ZM125 148V149H124ZM225 149V154L226 155H224V153H223V155H222V152H221V150H223V152H224V149ZM33 149V148H32ZM31 149V150H32ZM35 149L37 150V148L35 147ZM34 149V150H35ZM65 149V148H64ZM93 148H91L90 149V151L92 150ZM144 149V148H143ZM152 149H156V148H152ZM152 149H150L149 148V150H151L152 151ZM33 150V151H34ZM38 150H40V149H38ZM110 150V151H109ZM113 150H114V152H113ZM116 150V151H115ZM130 150V149H129ZM148 149H147V151H149ZM168 150V151H169ZM1 151V150H0ZM19 151V150H18ZM120 153V154H118V152ZM125 151V152H124ZM146 151V152H147ZM26 153V151H23V153ZM35 152V151H34ZM74 152V151H73ZM94 152V151H93ZM112 152V153H111ZM135 152V151H134ZM133 152V153H134ZM4 155H3V154ZM23 153H22V155H23ZM28 153V152H27ZM29 153V154H30ZM77 153V152H76ZM126 153V154H125ZM149 153H152V152H149ZM0 154H2L1 156H0V163L2 164V163H4L3 165H4V167L6 168V169H4V170H6L7 171V169H10V167L9 166H7V164H5V162H3L5 159H7V157H8V155L7 154H5L4 152H0ZM28 154V155H29ZM34 154V153H33ZM32 154V155H33ZM129 154H131V153H129ZM160 154V153H159ZM27 155V156H28ZM123 155V156H122ZM132 155H134V154H132ZM140 155V156H139ZM147 155V154H146ZM146 155H144V156H146ZM161 156H163L164 154H160ZM6 156V157H5ZM11 155H9V157H10ZM131 156V155H130ZM149 156V154L145 157V158H147V160L148 161H151L150 159L152 158L151 156V158L150 157H148ZM158 156V155H157ZM223 156H226V157H224V159H223ZM18 157V156H17ZM21 157V156H20ZM30 157V156H29ZM33 157V156H32ZM133 157V156H132ZM11 158V157H10ZM15 158V157H14ZM22 158H23V156H22ZM26 158V157H25ZM24 158V159H25ZM56 158V157H55ZM59 158V157H58ZM57 158V159H58ZM93 158V157H92ZM150 158V159H149ZM13 158H11V162L13 163L12 165H14V166H12L11 164V169L13 168V170L15 169V170H17V167L19 166L18 165V163L16 164V161L15 160H12ZM16 159V158H15ZM20 158H18V160H19ZM34 159V158H33ZM54 159V158H53ZM56 159V160H57ZM67 159V158H66ZM65 158L64 159H62V160H60L61 162L63 161V160H66ZM69 159V158H68ZM95 159V158H94ZM105 159V160H106ZM112 159V160H111ZM118 159V158H117ZM17 160V159H16ZM27 160V159H26ZM101 160V161H102ZM7 161V160H6ZM20 161H21V164H22V162H24L22 159H20ZM69 161V160H68ZM67 161V163H68V166H65V167H67V170L65 169V167H64V165H67L66 163L65 164H63V167H64V169L66 170L65 172H67L68 170L71 172V171H73V170H70L69 168H70V166H72V163L69 165V162ZM75 161V160H74ZM110 161H112V162H110ZM114 161V162H113ZM119 161H121L122 163H124L123 164V168L121 167L122 166V163L120 164V162ZM155 161V160H154ZM153 161V162H154ZM157 161H155V162H157ZM27 162V164H25V165H28V166H26V167H29V164L30 163H28V161H26ZM30 162V161H29ZM78 162H81V161H78ZM89 162V161H88ZM119 162V163H118ZM136 162V163H135ZM157 162V163H158ZM10 163V162H9ZM33 163V162H32ZM74 163H76V162H74ZM90 163V162H89ZM113 163V164H112ZM114 163H116V164H114ZM118 163V164H117ZM149 163V162H148ZM147 163V164H148ZM0 164V166L2 167V165ZM20 164V165H21ZM41 164V163H40ZM81 164H85V163H81ZM78 165H79V163H78ZM111 165V167H109ZM152 165V164H151ZM151 165L149 166V164H148V167H150L151 168ZM31 166V165H30ZM61 166V165H60ZM147 166V165H146ZM145 166V167H146ZM156 166H158L159 167V169H161V170H163V172H164V175H163V172L161 171V170H159ZM1 167H0V169H1ZM8 167V168H7ZM63 167L61 166V172H60V170H59V172H60V174H62V170H63ZM79 167H81V166H79ZM83 167V166H82ZM81 167V169H85V167L86 166H84L83 168ZM110 169H109V168ZM21 169H22V166L20 167ZM23 168H24V166H23ZM44 168V167H43ZM56 168V167H55ZM73 169H74V167H72ZM77 168H78V166H77ZM95 168H97V167H95ZM134 168H136V171H135V169ZM156 168L158 169V170H156ZM18 169H19V167H18ZM35 169H38V168H35ZM46 169V168H45ZM52 169V168H51ZM57 169V168H56ZM89 169V168H88ZM104 169V170H105ZM126 169H128V171L126 170ZM25 170V169H24ZM47 170V169H46ZM49 170H50V168H49ZM76 170V169H75ZM94 170V169H93ZM118 170V171H117ZM126 170V171H125ZM154 170H156V172L154 171ZM42 171V170H41ZM68 171V172H69ZM123 171H125V172H123ZM157 171H159L160 172V175H159V173H157ZM3 172V171H2ZM18 172H21L20 170H18ZM49 172V171H48ZM57 172V171H56ZM64 172V171H63ZM67 172V173H68ZM69 172V174H71ZM81 172V171H80ZM85 172H88V170L87 171H84V173ZM124 174H123V173ZM162 172V173H161ZM28 173V172H27ZM27 173H25V171L23 172V174H26V176H28L27 175ZM88 173V174H89ZM113 173V172H112ZM117 173V174H116ZM120 173H122L124 176L125 175H127L126 177H124V176H122V174H121V176L123 177H120L119 176V174ZM23 174L21 173L20 175L22 176V177H24L23 176ZM52 174V173H51ZM54 174V173H53ZM60 174H59V177H60ZM66 174V173H65ZM108 174H109V176H108ZM158 174V175H157ZM1 175H4V177L6 176L7 178H11L12 177V174H11V172H6L5 174H1V171H0V176ZM85 175H86V177L85 178H87V173H85ZM110 175L112 176V177H110ZM163 175V176H162ZM25 176V177H26ZM29 176H30V172H29ZM70 176V175H69ZM69 176H67V177H69ZM98 175H96V177H97ZM108 176V177H107ZM115 176H116V178H115ZM119 176V177H118ZM129 176V178H127ZM3 177V178H4ZM31 177V176H30ZM58 177V178H59ZM71 177V176H70ZM72 177H74V176H72ZM109 177L110 178H115L116 180H117V178H119V180H118V182L116 183L115 181H113V179H110V183H111V185H112V187L110 186V184H109ZM132 177V178H133ZM153 177V176H152ZM160 177V178H159ZM162 177V178H161ZM2 178V177H1ZM6 178V179H7ZM21 178V177H20ZM35 178H36V176H35ZM57 178V179H58ZM61 178H63V177H61ZM22 179V178H21ZM20 179V180H21ZM24 179H27L26 181L25 180H23V182L21 181V186L18 184V185H16V186H13V189H11V191L13 192V194L14 193H16V194H18V195H16V196H21L23 193H25L24 191L26 190V188H24L25 190L23 191V187H22V183H24V181H25V183H27L28 184V182L27 181H29V183L31 182L32 183V180H31V178H30V180H28V178L26 177V178H24ZM60 179V178H59ZM70 179V178H69ZM123 179H124V181H123ZM137 179V178H136ZM0 180H3V179H0ZM12 180H14L13 178H12ZM64 180V179H63ZM78 180V179H77ZM127 180V181H126ZM134 180V181H133ZM4 181V180H3ZM9 180H7L6 182H8ZM11 181V180H10ZM15 181V180H14ZM55 181H57L56 179H55ZM59 181V180H58ZM60 181H62V179H60ZM59 181V182H60ZM89 181V182H88ZM115 182V183H113V182ZM1 182V186L2 185H4L5 183H2V181H0ZM5 182V181H4ZM17 182V181H16ZM15 182V183H16ZM18 182H19V179H18ZM62 182H64V181H62ZM61 182V183H62ZM75 182H77V181H75ZM79 182V181H78ZM146 182V183H145ZM228 182V183H227ZM230 182V183H229ZM10 183V182H9ZM12 183V182H11ZM24 183V184H25ZM35 183H37V182H35ZM41 183H43V182H41L40 181V185H41ZM57 183V182H56ZM66 183H68V182H66ZM71 183V182H70ZM128 184V185H126V184ZM137 183V184H136ZM23 184V186H25V185H27V184H25L24 185ZM34 184V183H33ZM44 184V183H43ZM58 184V183H57ZM57 184H56V187H57ZM78 184V183H77ZM76 184V185H77ZM136 184V185H135ZM154 184H152V185H154ZM8 185V183L6 184V186ZM15 185V184H14ZM32 185V184H31ZM36 185V184H35ZM38 185V184H37ZM37 185H36V188H37ZM45 185V184H44ZM62 185V184H61ZM64 185V184H63ZM79 185V184H78ZM150 185V186H149ZM9 186V185H8ZM7 186V187H8ZM11 186V185H10ZM59 186V185H58ZM66 186V185H65ZM67 186H69V185H67ZM72 186V185H71ZM74 186V185H73ZM80 186V185H79ZM130 186V187H131ZM134 186H132V187H134ZM148 186V187H147ZM3 187V186H2ZM19 187V188H18ZM22 187V188H21ZM27 187V186H26ZM28 187H29V185H28ZM39 187V186H38ZM42 187V186H41ZM64 187V186H63ZM86 187V188H87ZM98 187V186H97ZM114 187H116V185L114 186ZM118 188H119V186H117ZM1 188V187H0ZM4 188V187H3ZM1 188L0 189V218H4L5 219V217L7 218V216H8V218H9V220L11 219L12 220V222L14 221V222H16L15 220H17V221H19V218H22V216L20 217V213H18L17 215H19V216H16V213L17 212H12V210H13V208H12V210H11V214L10 215H7V213L9 212V210H10V206H12V205H9V204H7L6 202H4L3 201V197L5 196L4 195V193H5V191H6V188ZM11 188V187H10ZM40 188V187H39ZM44 188V187H43ZM77 188V187H76ZM153 188V187H152ZM155 188V187H154ZM20 189H22V191L20 190ZM30 189V188H29ZM33 189H35V188H33ZM33 189H31L32 191V193L30 192V190H28L29 192H30V195L28 196L29 197V200H27L28 199V197H26L25 199H26V203H24V204H26V205H24V206H26V207H23L24 209H26V210H22V212H23V216H24V214H26L27 213V219H29V221H28V223L26 224V226L24 227L23 226V224H21L22 226L20 227L19 225H18V223H16L18 226H15V225H13V224H15L14 222L13 223H10V224H5V223H3L4 221H0V229H1V231L2 232H0V264H10L9 262L10 261H13L14 263L13 264H15V263H19V261L20 260H18V259H21L22 260V262H24V264H35V262L37 263V261H35L36 259V255L38 254V252L40 251H38V247H39V244H38V241H37V237H38V234H37V231H35V229H34V227H36L37 225H35L34 226V223H33V215H34V206H35V202H36V200H38L37 198H36V200H35V192L37 191V189L34 191ZM50 189V188H49ZM80 189V188H79ZM88 189V191H90V188H87ZM93 189V188H92ZM91 189V190H92ZM132 190H134V189H137V190H139L138 189V187H136V188H131ZM146 189V190H145ZM41 190H42V188H41ZM43 190H45V189H43ZM47 190H48V187H47ZM52 190V189H51ZM59 190H61V189H59ZM67 190V189H66ZM68 190H69V188H68ZM67 190V191H68ZM74 190V189H73ZM83 190V189H82ZM93 190H95V189H93ZM119 190V189H118ZM122 190H123V192H122ZM137 190H135V191H137ZM10 191V190H9ZM57 191V190H56ZM65 191V190H64ZM66 191V192H67ZM80 191V190H79ZM96 191V192H97ZM141 191H138L139 193H141ZM152 191V190H151ZM7 192H8V188H7ZM34 192V193H33ZM39 192H40V190H39ZM70 192V191H69ZM72 193H73V191H71ZM85 192H86V190H85ZM91 192V191H90ZM89 192V193H90ZM92 193L91 192V194H93V196L95 195V194H97V193ZM9 193V192H8ZM44 194H45V196L43 197V199H40V200H43V202L41 203V205H45V204H48V203H46V202H48V199H49V196L47 195V193H45V192H43ZM42 193V194H43ZM48 193H50V192H48ZM55 193V192H54ZM82 193V192H81ZM119 193V194H118ZM124 193V194H123ZM156 193H158L157 195H155ZM6 194V193H5ZM35 194V195H34ZM40 194V193H39ZM43 194V195H44ZM62 194V193H61ZM74 194V193H73ZM88 194V193H87ZM99 194V195H100ZM10 195V194H9ZM9 195L6 197V199L9 197ZM38 195V194H37ZM41 195V194H40ZM65 195V194H64ZM70 195V194H69ZM89 195V194H88ZM98 195V194H97ZM118 195L120 196V198L118 197ZM128 197H127V196ZM166 195L168 196L169 195V198L167 197V199H166ZM15 196V197H16ZM24 196V195H23ZM27 196V195H26ZM66 196H68V195H66ZM71 196V195H70ZM87 196V195H86ZM85 196V197H86ZM90 196V195H89ZM124 196V197H123ZM155 196V197H154ZM156 196H158L157 198H156ZM2 197V198H1ZM14 197V196H13ZM14 197V198H15ZM22 197V196H21ZM25 197V196H24ZM42 197V196H41ZM58 197V196H57ZM77 197V196H76ZM97 197V196H96ZM10 198V197H9ZM12 198V197H11ZM38 198H40V196H38ZM68 198H72V197H68ZM81 198V197H80ZM126 198V199H125ZM129 198H131V197H129ZM148 198V199H147ZM13 199V198H12ZM17 199V198H16ZM16 199H14V200H16ZM18 199H19V197H18ZM21 199V198H20ZM17 200V202L18 201H21V200ZM24 199V198H23ZM73 199V198H72ZM85 199V198H84ZM91 199H92V195H91ZM96 199V198H95ZM150 199V200H149ZM153 201H152V200ZM155 199H157V201H159L158 203H156V204H158V205H156L155 207L154 206H152L151 204L152 203H154V200ZM161 199V200H160ZM10 200V199H9ZM59 200V199H58ZM68 200V199H67ZM77 200V199H76ZM126 200V201H125ZM129 200V199H128ZM131 200H133L132 198H131ZM131 200H129V201H131ZM149 200V201H148ZM1 201H3V203L4 204H7V205H9L8 207H10L9 208V210L6 208V206L5 207H3V203L1 202ZM7 201H8V199H7ZM12 201V200H11ZM23 201V200H22ZM28 201V202H27ZM70 201V200H69ZM73 201V200H72ZM87 201V200H86ZM93 201V200H92ZM96 201V200H95ZM134 201V200H133ZM151 201V204H149V202ZM13 202V201H12ZM15 202V201H14ZM13 202V203H14ZM79 202V201H78ZM82 202V201H81ZM127 202V203H126ZM160 202H163L164 203V205H163V203H161L160 204ZM21 203V202H20ZM23 203V202H22ZM38 203H39V200H38ZM83 203H85V202H83ZM88 203V202H87ZM86 203V204H87ZM90 203V202H89ZM103 203V204H104ZM123 203H125V204H123ZM132 203V204H131ZM79 204H82V203H79ZM94 204V203H93ZM109 204H111V205H109ZM114 204V207L113 208H111L112 207V205ZM21 205V204H20ZM55 205V204H54ZM66 205V204H65ZM64 205V206H65ZM71 205V204H70ZM78 205V204H77ZM76 205V206H77ZM91 205V204H90ZM94 205V206H95ZM125 205H127V207H125ZM153 208H155V209H151L152 207ZM154 205H155V203H154ZM161 205H162V207H161ZM15 206H16V204H15ZM15 206H14V208H15ZM42 206V207H43ZM46 206V205H45ZM50 206V205H49ZM164 206V207H163ZM13 207V206H12ZM19 207V206H18ZM53 207V206H52ZM72 207V206H71ZM70 207V208H71ZM82 207V206H81ZM85 207V206H84ZM98 207V206H97ZM160 207V208H159ZM17 208V207H16ZM21 208L22 207H20V211H21ZM22 208V209H23ZM40 208V207H39ZM46 208V207H45ZM44 208V209H45ZM48 208V207H47ZM45 209V210H47V211H49L50 210V208H49V210L48 209ZM56 208V207H55ZM80 208V207H79ZM87 208V207H86ZM91 208H92V210L95 208H93L92 207V205H91ZM147 208V209H146ZM4 209H6V210H4ZM35 209H37V207L35 208ZM65 209V208H64ZM83 209V208H82ZM96 209V211H97V209L98 208H95ZM100 209V211H101V208H99ZM159 209H163L162 211L163 212H165V215H163L162 214V211H160ZM61 210V209H60ZM79 210V209H78ZM154 210H156L155 212H154ZM6 211H8V212H6ZM16 211V210H15ZM24 211H27V212H25L24 213ZM36 211V210H35ZM38 211H40V209L38 210ZM75 211V210H74ZM81 211H85V210H81ZM81 211H79V212H81ZM89 211H91V209H89ZM95 211V210H94ZM5 212V213H4ZM45 212V211H44ZM52 212V211H51ZM58 212H60V211H58ZM58 212H56L57 214H58ZM62 212V211H61ZM63 212H64V210H63ZM66 213H67V211H65ZM64 212V216L65 215H67L66 213ZM72 212V211H71ZM160 212H161V214H160ZM38 212H36V216L37 217H39L38 216V214L40 215V213H38ZM46 213V212H45ZM50 213V212H49ZM74 213V212H73ZM72 213V214H73ZM78 213V212H77ZM91 213H92V211H91ZM96 213H98V211L96 212ZM101 213H102V211H101ZM134 213H136V214H134ZM5 214V215H4ZM56 214V215H57ZM61 214V213H60ZM69 214V213H68ZM75 214H76V212H75ZM84 214V213H83ZM88 214H90V213H88ZM93 214V213H92ZM91 214V215H92ZM22 215V214H21ZM44 215V214H43ZM47 215V214H46ZM81 215V214H80ZM79 215V216H80ZM94 215V214H93ZM97 215V214H96ZM100 215V214H99ZM134 217H133V216ZM157 215L159 216V217H157ZM167 215H168V217H167ZM12 217V218H10V217ZM26 216H24L23 218H25L24 219V221L26 220ZM35 216V217H36ZM50 216V215H49ZM62 216V215H61ZM83 216V215H82ZM162 216H166L165 218L168 220H170V217H172V219H174L175 221H177V222H179V224H180V226H181V223H183L184 221H183V219L184 220H189L190 218H197V221L199 220V219H201L202 221H200L201 222V224L199 223V221H198V224L199 225H197V226H195V225H192V224H190V226H192V228H194V230L193 229H191L190 231H188V229H187V227L188 228H191L189 225H186V222H184L185 224H184V226L185 227H183V226H181V227H175V225L174 226H172V227H170V226H168L171 222V220L170 221H168L167 223H169V224H166V222H164V225H162L163 223H162V219L164 218H162V219H160ZM187 216V219L186 218H183L182 219V217H186ZM241 216H243V219L245 220V223L243 224H241V231L244 233V234H241V235H238V238H237V240L239 241V240H242V243H243V245L244 244H246V243H248V242H250V244H248L247 245V247L246 248H244L243 250H242V247H241V242H239V243H237L238 245H235L233 248V250H231V248L229 247V245H230V241L229 240H231V239H234L235 238V234H236V230H234V229H236V228H234L235 227V225L233 224V223H231L232 221H235V222H237V224H238V220L239 219H241L240 217ZM19 217V218H18ZM35 217H34V219H35ZM45 217V216H44ZM60 217V216H59ZM66 217V216H65ZM69 217H71V215L69 216ZM69 217H68V219H69ZM74 217V216H73ZM89 218L91 217V219H92V217H95V216H88ZM87 217V218H88ZM97 217V216H96ZM95 217V218H96ZM100 217V216H99ZM2 218V219H3ZM23 218L22 219H20V221L21 220H23ZM55 218V217H54ZM58 218V217H57ZM77 218V217H76ZM88 218V219H89ZM139 218H141V217H139ZM137 219V221L138 220H140V219ZM157 218H159L160 220H158ZM164 218V220L165 221H167L166 219ZM189 218V219H188ZM37 219H40V218H37ZM37 219H35V220H37ZM70 219H72V218H70ZM85 219V218H84ZM90 219V220H91ZM99 219V218H98ZM111 220V221H109V220ZM242 219V220H243ZM11 220H10V222H11ZM77 220V219H76ZM158 220V221H157ZM196 220V219H195ZM227 220H228V222H227ZM51 221V220H50ZM49 221V222H50ZM54 220H52V222H53ZM67 221H69V220H67ZM74 221V220H73ZM84 221V220H83ZM83 221H79V222H83ZM89 221V220H88ZM95 221V220H94ZM126 223H125V222ZM135 221V220H134ZM133 221V222H134ZM137 221H136V223H137ZM155 222L156 223V225L157 224H159L158 225V227L155 225V223H150V222ZM1 222L3 223V224H1ZM6 222V221H5ZM62 222V221H61ZM65 222H66V220H65ZM78 222V223H79ZM85 222V221H84ZM125 223V225H124V223ZM132 222V226H133V229H134V227H135V225H133V224H135V222L133 223ZM173 222V221H172ZM193 222H195V221H193ZM192 222V220L190 219V221H188L187 222V224H189V223H193ZM202 222H204V224H207V225H205V226H207L206 228H205V226H203L202 225ZM9 223V222H8ZM36 224H38L39 225V223H37V222H35ZM54 223L56 224V222L54 221ZM58 223V222H57ZM68 223V222H67ZM75 223V222H74ZM78 223H75V224H77L78 225ZM97 223V222H96ZM139 223V222H138ZM138 223L136 224V226L138 225ZM141 223V222H140ZM142 223H143V220H142ZM162 223V224H161ZM231 223V224H230ZM55 224H54V227H55ZM66 224V223H65ZM74 224V225H75ZM81 223H79V225H80ZM85 224V223H84ZM83 224V225H84ZM95 224V223H94ZM101 224V223H100ZM99 224V225H100ZM114 224H115V226H116V224H117V226L118 227H116L115 228V226H114ZM127 224V225H126ZM152 224V225H151ZM153 224L156 226V227H154L153 226ZM171 224H173V223H171ZM170 224V225H171ZM220 224H223V225H221V227L219 226ZM236 224V223H235ZM236 224V225H237ZM239 224H240V220H239ZM51 225H53L52 223H51ZM59 225V224H58ZM68 226L70 225L69 223L67 224ZM124 225V226H123ZM160 225H162L163 227H165V228H160V227H162V226H160ZM166 225V226H165ZM216 225H218L219 227H220V229L219 230H217V228H214ZM57 226V225H56ZM61 226V225H60ZM66 226V225H65ZM73 226V225H72ZM89 226V225H88ZM93 226V225H92ZM98 226V225H97ZM123 226V227H122ZM160 226V227H159ZM214 226V227H213ZM38 227V226H37ZM43 228H46V227H44V225L42 226ZM47 227H49V224H48V226ZM70 227V226H69ZM79 228H80V226H78ZM94 227H95V229H96V226L94 225ZM93 227V228H94ZM100 228H101V226H99ZM97 228V234L99 233V231L100 232H102L101 230H103V234H104V229L106 230V227L104 228L103 226H102V228L100 229V228ZM143 227V228H142ZM170 227V228H169ZM175 227V228H174ZM183 227V228H182ZM195 227H196V230H197V232H196V230H195ZM212 227H213V229L214 230H216V231H220L221 229H223V227L228 231V232H224L225 231V229H223V230H221V231H223V232H221L223 235H224V233H226V235L228 236L227 237V239H228V241L224 244V245H226V246H224L222 243H220L221 241H222V239L220 240V242H218L219 244L215 247L214 246V244H213V241L214 240H216V239H210L209 237H207V235L209 234V233H206L205 232V229H207V230H210L211 231V229H212ZM218 227V228H219ZM40 228V227H39ZM43 228H42V230H43ZM50 228V227H49ZM60 228V227H59ZM61 228H62V226H61ZM68 228V227H67ZM66 228V230H67V232L69 231V228L67 229ZM72 228V227H71ZM78 228V229H79ZM86 228V227H85ZM104 228V229H103ZM135 228H137V227H135ZM148 228V227H147ZM158 228V229H157ZM166 228H169V230H170V234H169V230L168 229H166ZM234 228V229H233ZM50 229H52V228H50ZM72 229H77L76 227H74L73 226V228ZM77 229V231H79ZM94 229V230H95ZM116 229V230H115ZM127 229H129L128 231H126ZM164 229H166L167 230V232H165L166 230H164ZM54 230H56V229H54ZM131 230V231H130ZM156 230H158L157 232L158 233H156V232H154V231H156ZM163 230V231H162ZM214 230H212V231H214ZM232 230H234V231H232ZM65 231V230H64ZM64 231H63V233H64ZM75 231V230H74ZM113 230L111 231V232H108V234L109 233H113V234H110V236L111 237H113V235H114V233H117L118 234V232L116 231V232H114ZM120 231H119V234H120ZM126 231V232H125ZM153 231V232H152ZM162 231V233L164 232V235L163 234H160L159 232H161ZM192 231V232H191ZM193 231H195V232H193ZM210 231H208V232H210ZM211 231V232H212ZM238 231H239V229H238ZM38 232H39V230H38ZM44 232H46V231H44ZM48 232V231H47ZM52 232V233H51ZM51 232H49V233H51V234H53V230H51ZM107 232H106V235H108L107 234ZM233 232V233H232ZM56 232H54V234H55ZM70 233H71V231H70ZM79 233H80V231H79ZM81 233H83L82 231H81ZM80 233V234H81ZM88 233H89V231H88ZM96 233V232H95ZM220 233V234H221ZM50 234V235H51ZM53 234V236H55ZM65 234V233H64ZM76 234H77V232H76ZM116 234V235H117ZM132 234H133V237L132 238H134V239H130L129 237H130V235L132 236ZM145 234V235H146ZM152 234L153 235H155V240L156 241H153V236H152ZM163 235V236H161V237H159L160 235ZM212 234H213V232H212ZM217 234H218V232H217ZM219 234V235H220ZM57 235V234H56ZM73 235V234H72ZM71 235V236H72ZM79 235V234H78ZM91 235V234H90ZM99 235H100V233H99ZM102 235V234H101ZM115 235V236H116ZM159 235V236H158ZM184 235H186L188 238H187V240L189 241V244L191 245H188L189 246V248H187V249H183L182 247V249L179 247V249H181V252L179 251L178 252V250H177V252H178V254L179 255H177V252H176V250H174L175 248H173V247H171V248H173V249H171L170 248V244H172V242H171V240L172 241H174V239H175V237H179V238H181V240L183 239L182 237L184 236ZM210 235H211V233H210ZM69 236V235H68ZM73 236H76V235H73ZM104 235H102V237H103ZM117 236H119V237H122V236H120V235H117ZM136 236V237H135ZM170 236V237H169ZM221 236V235H220ZM40 237V236H39ZM39 237H38V240H39ZM42 237V236H41ZM62 237V236H61ZM86 237H87V235H86ZM90 237V236H89ZM105 237V236H104ZM157 237V238H156ZM50 238H54V237H52V236H50ZM76 238H78V236L76 237ZM85 238V237H84ZM88 238V237H87ZM92 238V237H91ZM117 238V237H116ZM138 238V239H137ZM140 238V239H139ZM149 238H150V240H149ZM165 239V244L163 243V239ZM167 238L169 239V240H167ZM222 238V237H221ZM224 238H226L225 236H224ZM224 238H223V241H224ZM231 238V239H230ZM55 240H57L56 239V236H55V238H54ZM61 239H63V238H61ZM93 239V238H92ZM105 239V238H104ZM107 239H108V237H107ZM119 239V238H118ZM123 238H120V241L122 240ZM129 239V240H128ZM158 239V240H157ZM160 239V240H159ZM161 239L163 240V241H161ZM178 239V238H177ZM185 239V238H184ZM227 239H225V240H227ZM41 240V239H40ZM43 243L47 246V248H49L48 246H49V240H48V235H47V233H46V235H44L43 236ZM55 240H53L52 239V247L55 245L56 246V241ZM64 240V239H63ZM66 240V239H65ZM94 240V239H93ZM96 240V239H95ZM111 240V239H110ZM112 240L115 242V240L116 239H113L112 238ZM110 241L111 242V244H112V242L113 241ZM124 240V239H123ZM176 240V239H175ZM186 240V239H185ZM184 240V241H185ZM187 240L185 241L186 243H187ZM57 241H59V240H57ZM74 241V240H73ZM82 241H83V239H82ZM91 241V240H90ZM105 241V240H104ZM109 241V239L107 240V242ZM118 241V240H117ZM170 241V242H169ZM178 241V240H177ZM238 241H236V242H238ZM60 242V241H59ZM69 242V241H68ZM92 242H94V241H92ZM97 242V241H96ZM110 242H108V244L110 243ZM123 241H121V243L120 244H124V243H122ZM144 242H146V241H144ZM148 242H146L147 244H148ZM152 242V243H151ZM157 242H159L158 244H157ZM217 242V240L215 241V243ZM53 243H54V245H53ZM87 243V242H86ZM91 243V242H90ZM95 243V242H94ZM94 243L92 244V249L94 248V246H98L99 247V245H97V243L94 245ZM105 243V242H104ZM142 243L144 244L143 246H145V248H143V249H141L143 246H142ZM156 243V244H155ZM164 245H163V244ZM64 244V243H63ZM62 244V245H63ZM80 244V243H79ZM89 244V243H88ZM103 244V243H102ZM106 244V243H105ZM107 244V245H108ZM110 244V245H111ZM117 244V243H116ZM60 245V244H59ZM61 245V246H62ZM75 245V244H74ZM105 246L104 245V247H107L108 248V246ZM109 245V247H111ZM156 245H159L160 246V248L162 247V245L164 246V248L162 247V249L163 250H161V249H159V247L158 246H155ZM173 245V244H172ZM58 246V245H57ZM56 246V248L54 247L53 249H56L55 251H57V250H59V248H60V246H58L57 247ZM87 246H89V245H87ZM87 246H85V247H87ZM90 246H91V244H90ZM102 246V245H101ZM113 246V245H112ZM138 246H141V248L140 247H138ZM167 246V247H166ZM245 246V245H244ZM243 246V247H244ZM51 247V246H50ZM51 247V248H52ZM73 247V246H72ZM95 247V248H96ZM96 248V249H98V251L101 249V251L104 249L105 251L107 250L106 248H104L103 246L100 248ZM116 247H118V245H116ZM115 246H113V247H111L112 249L114 248V250H112V249H110L109 248V250H107L108 251V253H109V251H115L114 253L112 252V254H111V252L108 254L107 252L105 253V252H103L102 254H105V257H104V259H106V257H107V260H105V261H107L106 263L107 264H109V263H111L110 261L108 262V256L111 254L113 257H111L110 258V260L113 258V262L112 263H117V262H115L114 260L117 258V257H114V254L115 253H118L119 251H121V247L119 248L118 247V249L116 248ZM169 247V248H168ZM44 248V247H43ZM58 248V249H57ZM66 248L67 247H65V251H66ZM77 248V247H76ZM88 248H90V247H88ZM116 248V249H115ZM129 248H130V246H129ZM131 249L130 248V252H132L131 254H133L134 256H136L139 252H137V249ZM159 250H158V249ZM178 248V247H177ZM184 248H186V247H184ZM61 249V248H60ZM63 249V248H62ZM61 249V250H62ZM91 249V248H90ZM146 249V250H145ZM151 249V250H150ZM155 249V250H154ZM44 252H45V250L44 249H42ZM142 250V251H141ZM161 250V251H160ZM165 250H167V251H165ZM174 250V251H173ZM38 251V252H37ZM47 251V250H46ZM50 251H52V250H50ZM49 251V249H48V252L47 253H49L50 252ZM54 251V252H55ZM78 251V250H77ZM160 251V252H159ZM163 251H165V252H163ZM230 251H231V253H230ZM64 252V251H63ZM74 252V251H73ZM145 252V253H144ZM158 252H159V254H162V256H163V253L164 254H166V255H168V256H166V255H164L163 257L162 256H159V254H158ZM162 252V253H161ZM166 252H169L168 254L166 253ZM175 252V253H174ZM46 253V254H47ZM67 253V252H66ZM72 253V252H71ZM76 253V252H75ZM82 253V252H81ZM84 253V252H83ZM101 253V252H100ZM120 253V252H119ZM118 253V254H119ZM158 255H157V254ZM3 254H5V256H6V254H7V257L8 256H10V257H13V259L12 260H6V258H4V257H2V255ZM51 254H54V253H51ZM58 254V253H57ZM70 254V253H69ZM78 254V253H77ZM102 254H100V255H102ZM121 254V253H120ZM119 254V255H120ZM144 254H146V255H144ZM151 254V255H152ZM176 254V255H175ZM59 255H60V253H59ZM79 255H80V253H79ZM84 255H86L85 253H84ZM108 255V256H107ZM144 255V256H143ZM54 256V255H53ZM64 256V255H63ZM71 254H70V258H71ZM81 256V255H80ZM83 256V255H82ZM88 256V255H87ZM86 256V258H89V257H87ZM121 256V255H120ZM120 256H119V259L118 260H123V258H125V257H122L121 256V258H120ZM158 256L159 257H161V258H158ZM181 256V257H180ZM60 257V256H59ZM67 257H68V255H67ZM137 257V256H136ZM137 257V258H138ZM178 257H180V259H178ZM9 258V257H8ZM57 259H58V257H56ZM77 259H78V256L76 257ZM92 257L90 256V258L89 259H87V260H90ZM101 258V260L103 259V255H102V257H100ZM115 258V259H114ZM40 259H42V258H40ZM45 259V258H44ZM47 259H49V258H47ZM60 259H61V257H60ZM66 259V258H65ZM83 259V262H86V261H84V258H82ZM103 259V260H104ZM157 259H158V261H157ZM160 259V260H159ZM182 259V261H180ZM38 260V259H37ZM50 260V259H49ZM94 261L93 262H95V259H93ZM97 260H98V258H97ZM100 259L98 260L100 263H102V261H101ZM117 259H116V261H118ZM121 260V261H122ZM156 261V263H154L153 261ZM41 261V260H40ZM56 261H58V264H59V259L58 260H56ZM91 261H92V259H91ZM127 261H129V260H127ZM49 262V261H48ZM51 262H53V260L52 261H50L49 263L51 264ZM66 262V261H65ZM104 262V261H103ZM123 262H125V261H123ZM171 262V263H172ZM182 262V263H181ZM12 263V262H11ZM21 263V262H20ZM55 263V262H54ZM106 263H104V264H106ZM129 263V262H128ZM149 263V264H150ZM160 263V264H161ZM168 263V264H169ZM170 263V264H171ZM172 263V264H173ZM38 264V263H37ZM69 264H71V263H69ZM83 264V263H82ZM85 264V263H84ZM131 264V263H130ZM132 264H134L133 262H132ZM162 264H164V263H162ZM167 264V263H166Z\"/></svg>",
    "mask_w": 264,
    "mask_h": 264
}]
</instances>
